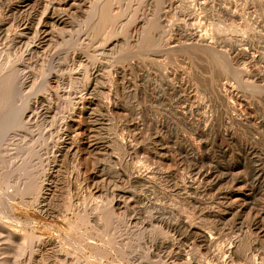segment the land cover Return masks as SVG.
Segmentation results:
<instances>
[{
	"label": "rangeland",
	"instance_id": "1",
	"mask_svg": "<svg viewBox=\"0 0 264 264\" xmlns=\"http://www.w3.org/2000/svg\"><path fill=\"white\" fill-rule=\"evenodd\" d=\"M0 1H2V3L1 2L0 3L3 4V6L4 5H8V6L9 5L10 6L19 5V2L17 0H16L17 3L15 0L14 1L10 0V2H9V0H6L8 2V4L4 0H0ZM78 1L80 2V5H79ZM78 1L77 0L74 1L75 3H78V4H76V5L74 4L73 8H71V7H72L74 2L72 4H68L69 6L71 5L70 7L67 5L69 7L68 8L69 10L66 9L67 13L69 14V12L71 11V14H69V15H66L67 13H66V10L64 9V7L61 10L62 11L65 10L66 14L64 12L62 13L61 10H59L60 8H62V6H58V8H59L58 9L57 6L53 5V6H55V7H53L55 9L54 14L56 13L55 17L57 18V20H59L58 25L63 24L64 29L62 28V25H61V27L56 25L58 27V29H57L56 26H52L53 28H50V24H47L48 26L46 25L47 26L46 31L47 30H50V31H48L49 35H48V33H45L46 34L45 36L41 34V31H39L40 30L39 26L41 25V21L43 22V20L42 19L39 20V18H44L43 15H45V14H41L42 13L41 8L44 7L43 12L46 13V6L48 7V5L50 3H53V2H51V0L42 1L41 5L38 8H36L39 11L34 9L33 11L35 13L30 12V14L28 15V18L26 17V21H28L27 22L28 29L25 31V33H22L24 35L23 36L24 42H22L21 45H17L16 43H14L15 44L14 45L12 43L13 42L12 39H14L13 38L14 35L17 32H19V30L21 29L20 25L23 22V20L21 18L17 17L16 15L15 16L17 18L15 16H12L13 14L11 12H7L5 14H3V13L0 14V29L2 30V31L0 30V34H1L0 36L2 38V39L0 38V68H3L0 70V71H2V72H0V75H3L4 73H5L4 75H6V73H7L8 76L9 75L11 76L12 82H13V78L16 81L15 82L16 84L14 83V85H13L14 87L16 86L15 89L12 87V89H11L12 91L9 94V96H7L8 95L7 94L6 95L7 98L4 97L5 101L2 100L0 103V120H4L5 117L7 118L9 116L8 114H10L11 112H13L14 110H17V109H18V112H19V109L22 110L21 114H23V112H24V116L22 115V117H26L27 115L29 117L31 110L33 111V114L30 115V122H29V126H28V131L27 130H24V131L15 130L14 133H9L10 131H8V130L6 131L4 129V132L6 131L9 134L6 132L2 133V131L0 133V163H1L0 164V171H1V174H0V194H1L2 198H6L7 194L9 192H12V189H14V187H15V184H14V181L16 180L15 176H17V175H12L11 173L8 172L7 165H6V158L9 157V155H11V156L19 155L20 153L18 151H20V148L22 147V145H23V148H25V151L26 150H32L31 156L29 157V155H27V158H28V161L32 165V171L35 172L36 174H40L41 178L43 177V173L46 169L45 162L48 159V156L50 157L51 153L53 155L54 151L52 152L51 148H53V150L56 149L54 147H56V146L59 147L60 143H62L63 140H65V144H66L64 146V148H68V147L73 148L72 152L77 148L78 153H79V151L82 152V153H79L81 155L80 157H82L84 155L83 149L85 146L91 145L90 147L93 146L92 148L97 149L96 150L97 152L99 149H100L99 151L101 152V153L98 152V154H96L97 152L95 151L93 153L96 156V158L94 157V155L92 157V158H94L93 161L95 163L93 162V165L92 164L88 165V167H86L84 169V171L82 169H79L77 166L79 160L76 159V155L74 154V152H76V150L73 152V154H72V152H71V154H69V157L66 159V160H68V162L65 161V163H67V165L64 164L65 167H63L62 171H60L59 174H57V180H56L57 185L55 184L54 189H53L54 196H55L54 205L52 207V211L49 213L48 216H43V215L39 214L34 209V207L31 206L30 204H25V206L23 208H21L18 205L20 198L19 197L15 198L16 200L14 203V205H15L14 207L16 209V217L23 223H29V224L35 225V235L42 237V238L53 239V241L51 242V244L49 246L52 254L49 252V255L46 256V258L44 257L42 259V262H40V263L34 262L33 263L32 261H29L30 257L28 256V254H27L28 250L25 247H24V250L26 249L27 251L23 250L24 251L23 252L19 248L16 250V253L14 251V254L10 253V255H8L7 251H5L3 249V246L0 245V264H51V263L52 264H62L61 261L64 258L66 259V260L65 259L63 260L64 261L63 263H65V261H66L65 264H68V262L70 264L71 262H73V259L78 260V261L80 259L79 263H81V264L83 261L86 262L85 264H134L135 261L137 262V264H177V263L183 264V262H184V264H186L185 260L186 259L189 260V258L191 260L192 257H194L192 259L193 261L189 260L190 262H192L191 264H195V263H197V264H208V263L209 264H215L216 263L214 260L215 256H217V254H219V253H220L219 255H221L220 257L223 256V250H225V249H222V248H225V246L227 248L230 241H232V238L234 239V238L239 237V239H240V236L244 237V238L240 239L241 241H239L240 242V248H239L240 251L238 250V252H240L239 255L241 257L238 256L240 258H237L238 261L236 260L237 262L235 261L233 264H264V246H263L264 243L263 242L260 243L261 241H263V239L259 240V241H253L254 238L251 237V236H253V234L249 231L250 230L249 225H252L255 223V222L251 221V220H253L251 216L253 214H256V212L261 213L263 211L261 214L264 213V183H263L264 180H262V178L264 179V177H263L264 176V171H263L264 170V165H263L264 164L263 163L264 158H261L262 160L260 159V155L262 153H263L262 155L264 156V0H167L168 3L166 1L164 3L165 5L160 6L159 8H158L159 0H111L110 3H111L112 11H113V14L116 16V18L113 20L112 23L108 24L102 32L97 33V34H95V33L90 34V33H88V30H87L88 20H89L90 15H91L92 7L97 0H82V1L78 0ZM12 2L14 4H12ZM47 2H49L48 5H47ZM81 2H83V3H81ZM9 3H11V4H9ZM67 6H65V7H67ZM51 7H52V4H50L49 8H51ZM56 8L59 10L58 11L59 14H57L58 12H56L57 11ZM228 9L234 11L233 13L236 12L235 13L236 17H231V16L229 17V15H226V12L229 14L232 13ZM193 11L195 12L194 14H193ZM37 13H38V16H37ZM183 13H185V14H183ZM39 14H41L42 16H40ZM186 14H187L186 18L187 17L189 18V19L187 18V20H185ZM188 14H189V16H188ZM191 15H193L192 19L190 18ZM11 16L13 17V20H12ZM34 16L37 17L36 18L37 20L34 18ZM57 16L58 17L60 16L59 17L60 19ZM14 18H16L17 20H15ZM193 18H194V21H193ZM151 19H153L154 22H156V23L158 22L157 28L155 29L151 40L148 43H144L142 41V38H141L142 30L136 31L135 26H136V23L139 21V22L143 23V27H144L145 24L149 23ZM180 19L182 20V22H183V20L185 21V22H183L184 24H182ZM38 23L40 24L39 26H38ZM156 23H155V25H156ZM187 23H189V25ZM231 23L233 24V26L237 30L245 29V32L241 33V32L234 31V30H233L234 32L232 30H231L232 32L231 31H224V32H218V33L216 32V30L218 28H226V26L228 27ZM185 24L187 25L188 28L191 27L192 29L191 28L188 29ZM183 25H184L185 29H183V27H182ZM192 25H194V26H192ZM5 27H6V30L4 29ZM54 28L56 30H54ZM61 28H62V30H61ZM193 28H194V30H193ZM190 29H191L192 33H193V31L194 32L198 31V32H195L196 35L201 34V33L202 34L205 33V34L210 35L211 40L217 46L216 54L207 55L204 53L190 52L191 47L188 44L190 42H188V40H186L185 38H184L185 40L183 42V37H184L183 34L188 33V30H190ZM178 32H180L181 35ZM41 36H43L44 38L42 39ZM40 41H42L44 45H43V47L40 48V51H39L36 49V47H37V43ZM170 42H171V44H170ZM34 43H35V45H34ZM232 46H233V49H236V47L238 49H245V47H247L250 54H253L256 57L255 58L252 55L256 59L254 61L255 63L252 62L249 64V62L243 61V60H241L237 63L229 62L228 61V54L231 50H233ZM92 70L95 72L94 74H96V75H94L95 77L90 76V74H91L90 71H92ZM3 71H4V73H3ZM113 71H115V72L119 71L120 75L122 74L120 76L122 80L118 81L120 83L118 85H117V83L115 84L113 82L115 85L112 83L111 78H112L113 74L115 73ZM111 73H112V75H111ZM175 74H177V75L175 76ZM250 74H255L257 76V80L253 81L251 78H249ZM178 75H179V77H178ZM87 76H88V78L85 79V77H87ZM123 76L125 77V79ZM171 76H174V77H171ZM182 77H183V79H182ZM82 78L85 80L86 83H84ZM93 78H95V79H93ZM174 78H175V80H174ZM88 79H91V80L88 81ZM176 79H178V80L180 79L181 81L180 80L178 81ZM172 80H174L175 82ZM171 81H172V83L174 82L173 83L174 86L171 83ZM182 81H183V83H182ZM167 82L170 83L169 87L167 86L168 85ZM83 83H84V85H83ZM184 83H186V84L184 85ZM216 83L218 85L222 84L223 86L222 85H221V87L216 86L217 85ZM180 87L184 90H182ZM214 87L216 88L215 90H214ZM219 87H220V89H224V88H225L224 90L227 89L228 92L232 94L233 97H232L231 101H233V104H235L234 107L236 108V110L237 109L240 110L239 112H244V110H248V111H245V115H246V113L247 114L249 113L250 115L248 114L246 116L247 117L251 116V117H249V121L250 120L251 121L250 122L247 121V123H246L247 125H245V123H244L243 125H241L242 127L240 128V125L231 124L229 121H228L229 123H227V120L225 118L226 116L224 115L223 107L219 103V100H217V98L215 97L216 94H214V91L219 90ZM114 88H115V90H114ZM172 89H173L174 93H173ZM175 90H177V91H175ZM183 91H186V92H183ZM9 92H7V93H9ZM88 93H89V96H88ZM110 93L111 94L113 93L114 95L113 94L111 95ZM187 93H189V94H187ZM210 93H211V95H210ZM53 94H54V96H53ZM213 94H214L215 98L213 97ZM177 95L179 96V98L176 97ZM180 95H182L181 98H180ZM108 96L110 97V99L108 98ZM113 96L115 98H113ZM189 97H191V98H189ZM81 98H84V99H81ZM187 98H189L188 99L189 101L187 100ZM192 98H194V101ZM47 99H49L48 101L50 103L45 101ZM112 99L114 100V102ZM180 99H184V100H180ZM81 100H85V101H81ZM105 100H108V101H105ZM179 100L182 101V103ZM185 100H187V101H185ZM87 101H92L91 103H93V106H91V109L93 108L92 112H91L92 116L89 120V123L91 126V128H90L91 130H89L90 133L87 131L86 123L82 124L83 121L82 122L79 121L78 123H80V124H78L77 120H79V119L74 118V114L70 110V108H72V106H73L72 105L73 103H76V102L86 103ZM191 101L194 102V105H192V107L193 106H194L193 108L196 107L195 108L196 111H194L192 118L190 119V117H188V116L187 117L179 116V114L181 113L180 111H182L181 109L185 106V104L183 105V103L187 102V104L188 103L190 104ZM41 102L42 103L44 102V104H42ZM46 102L49 103L50 106L46 105ZM116 102H118L119 105L118 104L117 105L120 107V110H121L119 112V114L122 113L118 117V122H116L117 119H115L113 117V115H111V113L106 110V108H103L107 104H111V103L113 104ZM195 102L197 104H195ZM208 102L209 103L213 102V103L209 104ZM97 103H99L100 105H101V103H103V106L100 107V106H98ZM202 103H204L205 105L203 104V106H202ZM214 103H215V105H214ZM37 104H38V106H37ZM41 104L43 105L42 107L45 110H43L40 107ZM70 104H71V106H70ZM94 104H96V105H94ZM206 104H207V106H206ZM28 106L31 108H28ZM44 106H45V108H44ZM210 106H213V107L210 108ZM48 107H49V109H48ZM50 107L52 109H50ZM97 107H99L100 109L99 108L97 109ZM180 107H182V108H180ZM206 107H208V108H206ZM179 108H180V110H179ZM217 108H219V109H217ZM242 108H243V110H242ZM26 109H28L27 111L28 112L30 111V112L28 113L26 111ZM204 109H207V112ZM46 110L47 111L50 110V112H47ZM178 110L180 113L178 112ZM201 110H202V112H201ZM34 111L37 113V116L39 115L38 117L35 116L36 113L34 114ZM42 111H44V112H42ZM203 111H205V112L203 113ZM220 111H221V113H220ZM222 111H223V114H222ZM93 112L96 115H94ZM106 112H107V114H105ZM196 112H197V114L198 113L199 114L197 115ZM215 112H217V115H219V116H217ZM40 113L42 114V117L40 116L41 115ZM177 113H179V114L177 115ZM208 113L209 114L213 113L212 114L213 117H212V115H209ZM48 114H49V116H47ZM200 115H202V116H200ZM45 116H46V118H45ZM69 116H70V118L72 117L71 118L72 120L70 119L71 121L67 120V119H69ZM133 116H135V117H133ZM177 116H179V118H177ZM194 116H195V118H193ZM33 117H34V122H33ZM102 117H103V120H102ZM138 117H140V119ZM197 117H200V118H197ZM92 118H95L96 121H94ZM99 118H100V121H99ZM104 118H105V120H104ZM188 118H189V120H188ZM203 118L204 119L207 118V120H204ZM217 118L219 119V121ZM73 119H75V121H73ZM91 119H92V121H91ZM128 119H131V120H128ZM193 119H196V120H193ZM222 119L225 120L224 121L225 125L223 124ZM66 120L68 123H72V121H73L74 127H77L74 129L75 130L74 133L68 132V128H66V125L64 124V123H67ZM139 120H141V121H139ZM145 120H147V122L149 121L151 124H149V122L147 124V122ZM153 120H154V122H153ZM162 120H164V122ZM181 120H183V121H181ZM190 120H191V122H190ZM213 120H214V124L212 122ZM60 121H62L63 123L62 122L60 123ZM128 121L129 122L131 121V122L129 123ZM160 121H162V122L160 123ZM185 121L187 122L186 124H185ZM98 122H102V123L98 124ZM126 122L128 123V126H125V125H127ZM139 122H141V123H139ZM158 122H159V124H158ZM165 122H166V124H165ZM30 123H32V124H30ZM95 123H96L97 127L99 126L98 128H96ZM152 123L154 124V126ZM155 123L157 126L155 125ZM194 123H195V126H194ZM197 123H198L199 127L197 126ZM202 123H203V125H202ZM205 123L206 124L210 123L211 125L209 124V126H208V124L206 125ZM216 123H217V125H216ZM118 124L121 126H119ZM131 124H134V125L136 124V126H137L136 127L137 130H135L136 132L131 131V129L129 130L128 127ZM138 124H141V126ZM204 124L206 127L204 126ZM227 124L230 125L229 126L230 127L229 132L231 133L232 138H233V143L231 142L233 145L232 147H230L231 145L229 143L224 141V138L222 135L226 130L228 131L229 127ZM148 125H150L151 127H149ZM160 125H161V127H160ZM184 125L191 126V129H189L190 127L188 128V126H184ZM215 125H216V127H215ZM218 125H220V126H218ZM221 125L224 128H222ZM162 126H163V128H162ZM210 126H213V127H211V129H210ZM225 126H227V127H225ZM61 127L62 128L64 127V128L62 129ZM124 127H126V128H124ZM153 127H154V129L156 127L158 129L156 128V131H155V130H153ZM159 127L161 128V130ZM192 127H195L196 130ZM127 128L129 131H127ZM165 128L167 131L165 130ZM199 128L201 130H203L204 128L205 129L207 128V129L203 130L201 132V130L200 131L198 130ZM212 128H214L215 132L212 131L213 130ZM215 128H217V129H215ZM58 129H59V131H58ZM64 129H67V130H64ZM94 129H98V130H94ZM162 129H163V131H162ZM192 129L195 130V132L198 130L197 131L198 134L195 133ZM93 130H94V132H93ZM138 130L140 133L137 132ZM141 130H142V132H141ZM152 130L155 132V134L150 133V132H152ZM97 131H98V133H97ZM165 131L167 132L166 134H165ZM205 131L207 132V134ZM208 131L210 132V134H208L209 133ZM129 132L141 134L139 143L141 142V140H143V137H144V140H146V141H144V140L143 141L146 142L147 145L144 142H143L144 144L142 143L143 145L140 143L141 146H139V145L138 146L141 148H145V146H147L148 148H146V149L148 150L150 148L148 146L149 141H150V143H152L150 145H154L153 143L158 142L154 145L155 148L157 150H165L166 149L165 151L167 153L168 152L171 153L170 157L172 160H174L173 162H175L174 165L173 164L171 165L174 167H171L169 165L167 167H169L170 170H168L169 168H166L167 169L166 170L164 168L166 166H164L162 164V162H160V159H158L157 157H154V160L156 159L160 163H158L156 160L155 161L152 160L151 158H149V159H151L152 161L144 159L145 157H143V155L145 156V153L142 155H139V157L141 156L142 158L140 157L139 159L138 158L135 159L136 161L135 160L133 161L134 164L136 162H138L135 164L138 166V164H140L142 162L141 163L142 166L139 165L140 167H142L141 169H143V166L145 165L144 169L147 168L148 171L152 170L151 171L152 173H155L156 175L158 174L156 177H155V175H153L152 176L153 178L149 175L153 179L152 181H155V180L160 178L159 179L160 181L157 180V181L153 182L151 185L149 184V186H147L148 184L147 185L143 184L142 186H144L145 188L144 187L142 188V186H140V185H139L140 187L130 185L128 183L129 182L128 177H126V179H125V176L124 177L120 176L123 173L122 171H124V169H125V168L123 169L125 161L128 160V158H129L128 161H130L131 156L127 155L124 157H120L122 155L121 151H119L120 153H117L116 151H118V150H115V148L117 149V145H118L117 143H119L120 142L119 140H121L123 137H124L123 138L124 140H126V139L131 140V135H133V134H131ZM154 132H152V133H154ZM159 132H161V135ZM192 132L195 135H193ZM87 133L89 135H91L93 133L92 134L93 137H92V135L89 137L87 135ZM176 133L178 134V137H177L178 139L176 138V136H177ZM204 133L206 134V136ZM73 134H75V135L77 134V136L73 137V136H75ZM156 134L158 136H156ZM210 135H212L213 140L211 139ZM160 136H162V139ZM146 137H150V140H147ZM163 137H165V139H167L169 141L165 140ZM196 137H197V139H196ZM199 137H201V138H199ZM204 137H205V139L207 137H209L208 142H207V139L206 140L204 139V141H203ZM86 138H89L92 140H89ZM198 138L200 139V141ZM214 138H215V140H214ZM216 138H217V140H216ZM220 138H222V139H220ZM59 139H60V141H59ZM163 139L165 141H163ZM153 140L154 141L157 140V141L154 142ZM159 140H162V141H159ZM187 140L188 141L190 140L189 143L190 142L192 144L194 143V145H193L194 148H195V146H196V148L198 146V148H197L198 150L195 148V152L197 154L201 153L198 155V159H200V162L197 159L196 163L192 162L193 164L191 163L190 165L198 166V164L200 163L198 167L194 166L195 170H198L200 168L199 171L206 172V173L208 172L209 174H211L212 179L215 178V180H218L220 178V180L217 181L218 186L215 185L214 186L215 189H214V187H212V190H213V191L211 190L212 193L216 191V192L221 193V194H227L228 195L227 198L230 197V200H231V198L232 199L234 198L233 201L231 200L230 202H234L235 198L238 199V197L234 196V195H238V194H242L245 198H247L248 203L252 201L251 202L252 204L249 203V206H251L252 211L250 210V207H249V210L246 209V210L242 211V213L239 212L240 215L241 214L243 215L241 217H242V220L244 219V221L247 218L251 217L250 219H248L249 221L246 220L247 222H249L248 223L249 225L246 224V222H243L241 225L242 227L241 226L239 227L237 225L238 226V227L236 226L237 230H235L236 228H233L235 231H233V229L229 228L230 225L228 223L231 224V220L229 222H227L229 217L221 218V216H222L224 210L226 209L227 205H225V201L223 200L222 195L218 196V198H217V197H214L213 194L210 192V190H209L210 189L209 188L210 187V185H209L210 181L209 180H207L208 182L204 181L201 184L202 187H206L205 193L201 190L200 191V192H202L201 195H200V193H197V192H196L195 196H193L194 195V194H192L193 192H185V194H184V191H182V189L185 190L184 186H183L185 180L183 177L188 176L187 173L185 174V172L189 170V168H188L189 166H187L186 163L183 164V161H182L183 159L181 157H179L175 151L178 150L179 149L178 147H180V146H181V148H183L182 144L184 145V144L188 143ZM219 140H221V142ZM66 141H67L68 145H67ZM89 141L92 143L90 144ZM177 141H180V142L182 141L181 142L182 144L180 142L178 143ZM211 141H213V143ZM216 141H217V143H216ZM219 142L222 145L219 144ZM56 143H59V144L56 145ZM161 143H164V144H161ZM170 143H171V145L174 143L175 144L170 147ZM214 143H216V145ZM239 143L240 144L242 143V145H240ZM9 144H12L14 146L12 147V145H9ZM205 144H207L208 146L207 145L205 146ZM18 145H20L21 147ZM112 145H113V147H112ZM114 145H116L115 148H114ZM161 145H163V146L165 145V147H162ZM175 145H178V146L176 147ZM224 145H226V146H224ZM234 145H235V147H234ZM15 146H18V147H15ZM66 146H68V147H66ZM102 146L104 147V149ZM142 146H144V147H142ZM166 146H167V148H166ZM215 146L216 147L218 146V147L215 148ZM220 146L222 148H220ZM172 147L174 150L172 149ZM212 147H213V149H212ZM237 147L239 150L235 149ZM14 148L15 149L18 148V149L15 150ZM208 148H210V149H208ZM224 148H228V149H226L227 151ZM242 148H244V149H242ZM9 149L11 151H13V153L10 152ZM167 149H170V150H167ZM203 149H205V150H203ZM217 149L219 152L217 151ZM14 150L16 152H18L19 154L18 153L15 154ZM102 150H103V152H102ZM171 150H173V151L171 152ZM213 150H215V153ZM229 150H231V151H229ZM244 150H245V152H243ZM248 150H249V152L250 151L251 152L249 153ZM204 151H205V153H204ZM207 151L209 153L208 155L206 154ZM236 151H238L237 155H236ZM259 151H261V152H259ZM9 152H10V154H8ZM217 152H218V155L216 154ZM222 152L224 155L222 154ZM239 153H240V155H242V153H243L242 158L244 156H246L247 158L244 157L243 159H241ZM251 153H254V157H252L253 154L251 155ZM256 153H257V155H255ZM203 154H204V156H203ZM205 154L207 155V157ZM212 154H215L216 156H214ZM248 157H249V159H248ZM255 157L256 158L258 157V159H260V166H259V162L256 164H253L254 162L250 161ZM72 158L73 159L75 158L77 160V162L75 159L73 160ZM120 158H122V162H121ZM235 158H237V160ZM175 159H177L178 162L180 161V165L177 162V160H175ZM16 160L17 159H15L14 162ZM201 160L203 162H201ZM243 160H246V161L242 162ZM261 161H262V163H261ZM249 162H251V164ZM126 163H127V161H126ZM202 163L204 164V166H202L203 165ZM155 164H157V165H155ZM248 164H250V165H248ZM121 165H122V168H121ZM262 165H263V168H262ZM158 166L159 167L162 166L164 169H161L162 167L160 169H158L159 168ZM177 166H179V167H177ZM248 166H251V167H248ZM124 167H126V164ZM149 167H150V170L148 169ZM186 167H187V170H186ZM203 167L207 168V169L205 170ZM232 167H233V169H232ZM252 167H259L260 169L256 168L257 171L255 172ZM153 168H154V170H153ZM180 168L183 169V171ZM171 169H175V170H171ZM209 169H210V171H209ZM247 169H248V171H246ZM261 169H263V170H261ZM155 170H156V172H154ZM165 170H166V172H165ZM161 171L164 173H162ZM228 171H230L232 173H230ZM118 172L121 173L119 175L120 177H118ZM159 172L162 174V176ZM219 172L222 173L223 179L225 181L229 179L231 174H232V176L230 178L231 179L233 178V179L232 180L229 179L230 181L228 180L225 183V181L223 179H221L222 175ZM223 172L227 176L225 174H223ZM237 172L242 173L243 175L239 174ZM260 172H262V173L260 175H258ZM181 173H183V174H181ZM228 173H229V175H228ZM235 173H237V174L235 175ZM245 173H246L247 178L246 177L244 178ZM166 174H167V176H166ZM217 174H219V175H217ZM251 174L253 175V177H252L253 179L255 177V180H253L250 177ZM74 175L76 176V178L79 175L77 178L78 180L75 178ZM178 175L180 177V180H181V178L183 180V181L181 180L182 185H181V183H179L181 181L178 179L179 178ZM182 175H184V176L181 177ZM213 175H214V177H213ZM237 175H239V176L237 177ZM240 175H242L243 177ZM256 175H258V176H256ZM261 175H262V177H261ZM163 176L170 178L168 180L169 186L168 185L166 186L167 183L164 182L165 179H163L164 178ZM218 176H219V178H218ZM90 177H92V178L95 177L96 184L99 183L98 184L99 195L97 193V194H94L92 196L90 194L89 189H88V184L86 182H84V184H83V181L87 180L86 178H90ZM117 177L120 178V181L118 180ZM240 177H241V179H240V183H239L238 179ZM256 177H258V178L256 179ZM69 178H70V180H69ZM121 178H122V180H126V182L125 181L122 182ZM172 178L174 179V181H172L173 180ZM249 178L251 180H249ZM46 179H47V184H48V178H46ZM73 179H76V180L74 181ZM96 179H97V181H99V180L100 181L97 183ZM234 179H237V180H234ZM245 179L247 180V182ZM72 180L74 182H72ZM115 180H117V181H115ZM252 180H253V182H252ZM259 180H261V181H259ZM101 182H103V183H101ZM232 182L234 183V186H233ZM261 182H262V184L260 185ZM77 183H79V184L81 183V184L79 185ZM170 183H171V185H170ZM238 183H239V185H238ZM254 183H257L259 186L257 184H254ZM172 184H177V185L176 186L174 185L175 186V188H174V186L172 187ZM245 184H246V186H245ZM152 186H154V187H152ZM178 186H179V188L182 187V189L177 188ZM73 187L74 188L76 187V188L74 189ZM79 187H80V189H79ZM148 187H150V188H148ZM164 187H166L167 190L170 192H168L166 190V188H164ZM51 188H53V185L51 186ZM171 188H173V189H171ZM73 189H74V191H73ZM218 189H219V191H218ZM80 190L83 191L84 194L82 192H80ZM99 190H101V194H100ZM152 190H153V192H155L154 194L151 192ZM222 190L224 192H222ZM230 190L233 192H231ZM227 191L228 192L230 191V192L228 193ZM237 191L241 192V193H237ZM190 193H191V196L189 195ZM87 194H88V197H87ZM183 194L189 196L190 198L195 199L197 201V203H199V209L195 208L196 210H194L193 209L194 207L192 206V204H187V202L183 199V198H185V196H183ZM210 194H211V196H210ZM229 194H230V196H229ZM95 195L96 196L98 195V196L96 197ZM119 195H121V196H119ZM139 195L141 196L142 199L140 198ZM146 195H147V197L148 196L149 197L147 198ZM153 195H156V196L154 197ZM174 195L177 197L180 195V197L177 198ZM204 195H205V197L203 198ZM206 195H208V196H206ZM117 196H119V198L122 197L120 200L121 202L119 201V198H116ZM134 196H135V199H131L132 200V203H131V200H128V198H130V197L132 198ZM171 196H174V197H171ZM181 196H183V197H181ZM197 196H199V197H197ZM150 197L151 198L154 197V198H152V200H151ZM196 197H197V199H196ZM200 197L203 198V200L200 199ZM206 197H208V198H206ZM213 197L216 200H214ZM92 198H93V200H92ZM111 198L112 199L114 198L112 200V201H114L113 203H116V204H117V202L120 203V205L118 204L120 210H119L118 214L115 213L114 217L111 216L112 219H111V217H109L110 220H108L109 218L107 217L106 218V221H108L107 223H103L104 220H103V222L101 221L102 222L100 224L101 230L100 229L99 230L94 229L91 222L86 221V220H82L81 217L78 215V212L80 213V211H82L83 208H85L86 211H90L89 209H92V207H94L95 205L103 206L105 204L108 205V203H112ZM136 198H137V200H136ZM154 199H155V201H153ZM205 199H206V201L208 200L207 202H209V203H207L205 201V203H207L208 209L207 208L205 209L206 206H203V205H206L205 203H203ZM242 199H244V198L243 197L240 198V201H241L240 203H243ZM126 200L129 201L128 204L130 206L126 205V202H127ZM134 200H136L137 203ZM183 200H184V203H183ZM220 200H221V202H220ZM122 201H125L124 205L128 206L129 210L127 209L126 206H124V207L122 206L123 205ZM144 201H145V204H144ZM170 201H172V202H170ZM139 202H141V204ZM152 202H153V204L156 202L157 203L155 205H153ZM133 203H136V204H133ZM211 203L212 204L215 203V204L212 205ZM146 205L148 206V209H146L147 208ZM151 205H152V207H151ZM159 205H160V209H159ZM161 205H163L165 207H162ZM182 205L185 207H183ZM188 205H191V206H188ZM132 206H134L135 209H137V207H139V208L137 210H135ZM144 206H145V208H144ZM149 206L153 210L156 209L159 211H157V212H156V210L151 211L152 209L149 210ZM211 206H213L212 208L214 210L212 208L210 210ZM0 207H1V209H0V215H1L0 216V218H1L0 222L3 221L0 224V227H1L0 231H2L4 228H6L8 226V224H7V220L5 219V216H4L3 211H2L3 206L0 205ZM166 207L169 209L166 210ZM217 207L219 210L217 209ZM65 208L69 209V211H66L67 209L65 210ZM86 208H88V209H86ZM143 208H144V211L142 210ZM121 209H122V211H121ZM124 209L126 211H124ZM139 209H141L142 211ZM161 209H163V211ZM190 209L194 210V211H191ZM203 209H204V211H202ZM259 209L261 212L259 211ZM145 210L146 211L148 210V212L151 211L150 213L152 215H150V213L146 212ZM160 210H161V212H160ZM169 210L171 212L173 211V213H171ZM132 211L133 212L135 211L134 214ZM138 211H139L140 215L136 214ZM197 211H198V213H197ZM200 211H201V214H200ZM208 211H210L211 213H209ZM249 211H251V213H249ZM120 212L123 213L124 215L121 216ZM144 212L147 214H145ZM154 212H156V213H154ZM202 212H203V215H202ZM204 212L205 213L208 212V216H207V213L205 214ZM216 212H218V213H216ZM161 213H164V214H161ZM179 213H180V215H179ZM247 213L250 217L248 215L247 216L245 215ZM169 214L171 217L169 216ZM173 214H174V216H173L174 218L172 219ZM175 214H177V215H175ZM185 214L187 216L192 217V219H194V220L192 221L190 217H189L190 219L185 220V218H187V216H185ZM197 214H198V216H197ZM204 215H206L208 218H210L213 215L216 219V221L214 219L213 222H216V223H213V226H212V222H209V221L205 222L204 220H206V216H204ZM149 216H150L152 222H151ZM175 216H176V218H175ZM177 216H179V217L183 216L184 218L183 217L179 218ZM196 216H197V218H196ZM200 216H202L204 220ZM253 216H256V215H253ZM129 217H131V218H129ZM162 217H163V219H162ZM199 217L201 218L200 220L198 219ZM216 217L217 218L220 217V218L217 219ZM262 217L264 219V214L262 215ZM160 218H161V220H166L168 222L170 220L169 223H171V224H176V223L179 224L181 222V220L183 219L182 222H184V221H186V222H184V223L181 222V224H184V225L186 224L185 225L186 227L189 224L190 225L193 224V225H191V227H193L194 224L196 223V220H198L197 222H200V224L198 223L199 224L198 225L196 223L195 225L196 226L198 225L197 228L193 227L194 229H198V230H200L199 228H201V227H199L200 225L203 226L204 223L207 225V223L209 222L208 226L210 227V229L213 230L216 228L215 232L218 230L217 231L218 233L216 232L217 235L214 232V230L213 231L210 230L208 228V226H206V225H205V228L203 226V228L201 230L202 231L204 230L206 233H210L212 231L210 233L211 236L213 235V233H215L213 235V238L216 239L217 242L215 241L216 244H214V247L216 245L218 247V249L221 248L220 249L221 251L212 248L214 251L213 250L210 251L211 254L209 252H207V253L205 252V255H204V251L202 249H200L199 246H197V244H196V246L198 247L197 248L194 245L195 242L192 241L191 238L188 236V234H186L187 232H184V230L182 231L181 228L176 233H172L171 231L166 230L167 234L165 233L164 229H162L163 230L162 231L161 229H158V230L154 229V227L150 228L151 226H154V225H155V228L156 227L159 228L158 224L156 226V220L157 219L160 220ZM177 218H178V220H177ZM2 219L6 220L5 224H4V220H2ZM135 219H136V221L137 220H139V221H137V223H136ZM146 219H149V220L147 221ZM167 219H169V220H167ZM175 219L177 222L175 221ZM263 219L261 218V222L263 221ZM144 220H146L147 222L146 221L144 222ZM187 220H188V223L190 221L189 224L187 223ZM222 220L224 223H226V225H224V223H222ZM128 221H129V223H128ZM133 221H135V222H133ZM125 222H127V223H125ZM148 222L149 223L151 222V223L149 224ZM193 222H195V223H193ZM201 222H203V223L201 224ZM244 223L246 225H248L249 227L246 226L247 227L246 228ZM6 224H7V226H6ZM214 224H216V225H214ZM220 224H221V226H220ZM243 224H244V227H243ZM262 224H264V223H262ZM262 224H261V226H260V224L258 225V223L256 224L258 226H256L254 224L255 225L254 229L262 230L261 232H263L262 235L264 236V229L259 228V227L264 228V225L262 226ZM227 226H228L229 230L231 229L230 231L228 230ZM140 227H142V228H140ZM144 227L147 228L145 231L143 230V229H145ZM217 227H219V228H217ZM226 228H227V230H226ZM238 228H240V230H238ZM141 229H142V231H141ZM244 229H246L247 232ZM23 231L27 234H29V232H30L29 230L28 231L27 230H14V232L15 233L17 232L16 234H18V235H21V234L24 235L25 233ZM159 231H161L160 233L164 232V235H166V236L168 234L170 235V233H171L170 237H172L173 239L170 238L169 235H168V237H166L163 235V233L160 234ZM220 232L222 234H220L221 236H218ZM225 232H227L228 235ZM238 232H241L240 233L241 235ZM178 233L181 236L178 237ZM245 233L248 234V236L251 234L252 235L249 238L247 235L245 236ZM172 234L173 235L175 234V235L172 236ZM233 234H234V236H233ZM235 234L237 235V237H235L236 236ZM182 235H185V236H182ZM176 236H177V238H176ZM214 236H218L219 238L218 237L215 238ZM24 237H28V236L25 235ZM145 237L146 238L149 237L148 238L149 241L151 239L153 240V241L152 240L150 241L151 243H153V245H151L153 247V250H152V248H149V247H151L150 246L151 243L148 242V239H146ZM165 237H166L167 241H170V242H167V244L169 243L168 246L171 244V241L174 240L172 242L173 245L171 244L169 246L170 248H171V246H173V247L175 246L174 249H173V247L171 248V254L173 256L170 254L169 250L165 251V247H166V249L167 248L169 249V247L166 245ZM183 237L186 239L184 240ZM188 237H189V239H188ZM226 237H228V238H226ZM178 238H180L179 241H178ZM221 238L222 239L226 238L225 239L226 241L223 240V242H222ZM163 239L165 241H163ZM245 239H246L247 243L243 242V241H245ZM249 239H251V240H249ZM180 240L183 243H181ZM189 240H191V242ZM146 241L148 242V244L144 245L145 243H147ZM188 241L190 243H188ZM158 242H160V244ZM184 242H185V244H184ZM192 242H194V244ZM220 242L222 244H220ZM226 242H228V243H226ZM110 243H112L113 246ZM155 243L159 246H157ZM54 244H55V247H53ZM161 244H162L163 248L161 247ZM187 244H189V245H187ZM248 244H251V246ZM184 245H186V247ZM241 245L243 247H241ZM179 246H183V247H179ZM56 247H58L59 249L58 248L56 249ZM188 247H189V249H188ZM217 247H215V248H217ZM28 248H29V246H28ZM60 248H61V250H60ZM147 248H149V249H147ZM184 248L186 251L182 250ZM77 249H79V251ZM150 249H151L150 252L152 254L149 253ZM154 249L155 250L157 249L156 252H158L159 254H161V252H162V254L159 255L157 253L158 254L157 255ZM198 249L202 250L203 253H202V251H200ZM55 250H56V252L60 250L59 252H61L60 253L61 256L58 255L59 252H57L55 255ZM177 250H178V252H181V253L182 252L186 253V254L188 253V255L190 257L188 255H185V254L183 255V253H182V255L184 256L183 261L181 260L182 262H178V260L175 258L176 254H175V252H173V251H177ZM66 251L68 252L66 254V255H68L67 258L65 257L66 255H64L66 253ZM74 251H76L77 253H75ZM163 251H165V253ZM62 252L63 253L65 252V253L63 254ZM22 253L23 254L26 253V254L23 255ZM147 253H149L148 256H147ZM214 254H216V255H214ZM72 255L73 256L75 255L74 256L75 258ZM169 255H171V256H169ZM69 256H70V258H69ZM71 256H72V258H71ZM159 256H160V258H159ZM205 256H207V257H205ZM76 257L77 258L79 257V258L77 259ZM147 257H149V258H147ZM184 258H185V260H184ZM60 259H61V261H60ZM81 260H83V261H81ZM131 260H134V262ZM168 260H170V262H172V260H173V262L170 263ZM195 260H196V262H194ZM174 261L175 262L177 261V262L174 263ZM206 261H208V262H206ZM209 261L212 263H210ZM73 263L76 264L75 261Z\"/></svg>",
	"mask_w": 264,
	"mask_h": 264
},
{
	"label": "bare ground",
	"instance_id": "2",
	"mask_svg": "<svg viewBox=\"0 0 264 264\" xmlns=\"http://www.w3.org/2000/svg\"><path fill=\"white\" fill-rule=\"evenodd\" d=\"M4 1H6V0H4ZM14 1V0H13ZM16 1V0H15ZM18 2H19V5H17V6H8V5H4L3 6V4H1L2 3V1H0L1 3H0V14L1 13H3V14H5V13H7V12H11L13 15L12 16H17V17H19V18H21L22 20H23V22L21 23V29L19 30V32H17L15 35H14V39H12L13 40V44L14 43H16L17 45H21L22 44V42H24L23 41V34L22 33H25V31L28 29V26H27V22L28 21H26V17L28 18V15L30 14V12H34L33 10L34 9H36V8H38L40 5H41V3H42V1H44V0H17ZM17 1H16V3H17ZM49 1V0H48ZM74 1H76V0H51V2H53V3H50V4H52V7L51 8H49V6H50V4L48 5V3L49 2H47V5H48V7L46 6V13L45 12H43V9H44V7L43 8H41L42 9V13L41 14H45V15H43L44 16V18H39V20H43V22L41 21V25L38 23V26L40 27V30L39 31H41V34L42 35H46L45 33H48V35H49V32L48 31H50V30H47L46 31V27L48 26L47 24H50V28H53L52 26H56V25H58V23H59V20H57V18L55 17V14H54V11H55V9L53 8V7H55V6H57V8H58V6H62V8H58L59 10H61V9H63V7H64V9L66 10V9H68L70 6L68 5V4H72ZM78 1V0H77ZM82 1V0H81ZM167 0H159V2H158V8L160 7V6H163V5H165L164 3L166 2ZM7 2V1H6ZM9 2H10V0H9ZM111 0H97L95 3H94V5H93V7H92V11H91V15H90V18H89V20H88V25H87V30H88V33H95V34H97V33H100V32H102L103 30H104V28L108 25V24H110V23H112L113 22V20L116 18V16L113 14V11H112V7H111ZM5 3V2H4ZM78 3H79V5H80V2L78 1ZM78 3H73V5H72V7L71 8H73L74 7V4L76 5V4H78ZM81 3H83V2H81ZM167 3H168V1H167ZM166 3V4H167ZM6 4V3H5ZM7 4H8V2H7ZM9 4H11V3H9ZM12 4H14L13 2H12ZM2 5V6H1ZM53 5H55V6H53ZM69 7H68V6ZM65 6H67V7H65ZM78 6V5H77ZM56 8V9H57ZM57 9V11L56 12H58L59 10ZM36 10H38V9H36ZM65 10L64 11H62L61 10V12L63 13H65ZM69 10V9H68ZM229 10V9H228ZM39 11V10H38ZM227 11V10H226ZM229 11H231L232 13L231 14H229V13H227L226 12V15H229V17L231 16V17H236V15H235V13H233L234 11H232V10H229ZM228 11V12H229ZM35 13V12H34ZM39 13V12H38ZM38 13H37V16H38ZM66 13H67V10H66ZM65 13V14H66ZM195 12L193 11V14H194ZM225 13V12H224ZM9 14V13H8ZM41 14H39L40 16H42ZM57 14H59V12L57 13ZM64 14V15H65ZM69 14H71V11L69 12ZM68 13L66 14V15H69ZM183 14H185V13H183ZM182 15V14H181ZM11 16V17H12ZM15 16V17H16ZM33 16V15H32ZM63 16V15H62ZM186 16H187V14L185 15V20H187V18H186ZM188 16H189V14H188ZM192 16L193 15H191V19H192ZM16 17V18H17ZM30 17V16H29ZM58 17V16H57ZM60 17V16H59ZM58 17V18H59ZM182 17V16H181ZM180 17V18H181ZM16 18H14L15 20H17ZM18 18V19H19ZM34 18L36 19L37 17H35L34 16ZM62 18V17H61ZM60 19V18H59ZM63 19V18H62ZM182 19V18H181ZM180 19V20H181ZM189 19V18H188ZM12 20H13V17H12ZM14 20V21H15ZM28 20V19H27ZM30 20V19H29ZM37 20V19H36ZM191 21V20H190ZM193 21H194V18H193ZM32 22V21H31ZM36 22V21H35ZM38 22V21H37ZM181 22H182V20H181ZM180 22V23H181ZM183 22H185L184 20H183ZM182 22V24H184ZM188 22V21H187ZM3 23V22H2ZM155 23L156 22H154V20L153 19H151L150 20V22L149 23H147V24H145V26L143 27V23L142 22H137L136 23V26H135V28H136V31L138 30H142V34H141V38H142V41L144 42V43H148L150 40H151V38H152V36H153V34H154V31H155V29L157 28V24H158V22L156 23V25H155ZM31 24V23H30ZM36 24V23H35ZM181 24V25H182ZM188 25H189V23H187ZM191 24V23H190ZM232 24V23H231ZM229 25L228 27L226 26V28H218L217 30H216V32L218 33V32H224V31H238V32H241V33H243V32H245V29H242V30H237L234 26H233V24L232 25ZM5 25V24H4ZM33 25V24H32ZM47 25V26H46ZM62 25V28L64 27L63 26V24H61ZM61 25L59 24L58 26L59 27H61ZM186 25V24H185ZM37 26V27H38ZM192 26H194V25H192ZM4 27V26H3ZM7 27V26H6ZM6 27L4 28L5 30H6ZM27 27V28H26ZM38 27V28H39ZM57 27V26H56ZM55 27V28H56ZM183 27V29H185L184 28V25L182 26ZM181 27V28H182ZM186 27H187V25H186ZM54 28V30H56ZM62 28H61V30H62ZM188 28V27H187ZM189 28H191V27H189ZM188 28V29H189ZM3 29V30H4ZM57 29H58V27H57ZM64 29V28H63ZM192 29V28H191ZM191 29L190 30H188V33H184L183 34V42H184V40L186 39V40H188V42H190V43H188L189 44V46L191 47L190 48V52H196V53H204V54H207V55H211V54H216V52H217V46L213 43V41L211 40V38H210V35H208V34H195V32H198V31H193V33L191 32ZM1 30V29H0ZM193 30H194V28H193ZM2 31V30H1ZM18 31V30H17ZM38 31V30H37ZM231 31V32H232ZM233 31V32H234ZM4 33V32H3ZM2 33V34H3ZM178 33H180V32H178ZM183 33V32H182ZM40 34V33H39ZM1 35V34H0ZM47 35V36H48ZM180 35H181V33H180ZM4 36V35H3ZM38 36V35H37ZM42 37V39L44 38L43 36H41ZM179 37V36H178ZM0 38H1V36H0ZM185 38V39H184ZM2 39V38H1ZM46 39V38H45ZM44 39V40H45ZM140 39V38H139ZM141 40V39H140ZM182 40V39H181ZM36 43V42H35ZM35 43H34V45H35ZM170 44H171V42H170ZM15 45V44H14ZM43 42L42 41H40V42H38L37 43V47H36V49L37 50H39L40 51V48L41 47H43ZM243 48V47H242ZM232 49H233V46H232ZM33 50V49H32ZM36 51V50H35ZM34 52V51H33ZM253 54H250V52L248 51V48L247 47H245V49H238L237 47H236V49H233V50H231L230 52H229V54H228V61L229 62H231V63H237V62H239V61H241V60H243V61H247V62H249V64L250 63H252V62H254L256 59V57L254 58L253 56H252ZM255 63V62H254ZM2 67V66H1ZM1 69H3V68H0V70ZM0 72H2V71H0ZM91 72V74H90V76L91 77H95L94 75H96V74H94L95 72L92 70V71H90ZM113 72H115V71H113ZM3 73H4V71H3ZM5 74V73H4ZM0 75V103H1V101L3 100V101H5L4 99L5 98H7L6 97V95L7 96H9V94L11 93V89H12V87L15 89V87L13 86L14 85V83L16 82L15 81V79L13 78V82H12V79H11V76L9 75L8 76V74L6 73V75ZM173 74V73H172ZM111 75H112V73H111ZM122 75V74H121ZM120 75V72L118 71V72H115L114 74H113V76H112V78H111V80H112V83L114 82L115 84L117 83V85L118 84H120L118 81L119 80H122L121 79V76ZM177 74H175V76H176ZM180 75V74H179ZM179 75H178V77H179ZM170 76V75H169ZM84 77V76H83ZM90 77V78H91ZM124 77V76H123ZM168 77V76H167ZM171 77H174V76H171ZM177 77V78H178ZM88 78V76L87 77H85V79H87ZM100 78V77H99ZM169 78V77H168ZM249 78H251L253 81H255V80H257V76L255 75V74H250L249 75ZM83 79V78H82ZM93 79H95V78H93ZM124 79H125V77H124ZM182 79H183V77H182ZM89 80H91V79H88V81ZM98 80V79H97ZM169 80V79H168ZM171 80V79H170ZM174 80H175V78H174ZM174 80H172V81H174ZM176 80H178V79H176ZM180 80V79H179ZM178 80V81H179ZM83 81H84V83H86L85 82V80L83 79ZM82 81V82H83ZM172 81H171V83H172ZM181 81V80H180ZM111 82V81H110ZM169 82V81H168ZM167 82V83H168ZM175 82V81H174ZM173 82V83H174ZM177 82V81H176ZM22 83V82H21ZM84 83H83V85H84ZM111 83V84H112ZM113 83V84H114ZM172 83V84H173ZM178 83V82H177ZM182 83H183V81H182ZM16 84V83H15ZM112 84V85H113ZM114 84V85H115ZM122 84V83H121ZM169 84L170 83H168V87H169ZM186 83H184V85H185ZM217 84V83H216ZM177 85V84H176ZM175 85V86H176ZM180 85V84H179ZM222 85V84H221ZM221 85H216V86H220L221 87ZM173 86H174V84H173ZM181 86V85H180ZM187 86V85H186ZM223 86V85H222ZM119 87V86H118ZM122 87V86H121ZM171 87V86H170ZM182 87V86H181ZM180 87V88H181ZM220 87H219V90H217V91H214V94H216L215 95V97L217 98V100H219V103L222 105V107H223V110H224V115L226 116L225 118H226V120H227V123H231V124H235V125H240V128L242 127L241 125H243L244 123H245V125H247L246 123H247V121H249V117H251V116H249V117H247L246 115H248L247 113H246V115H245V111H248V110H244V112H239L240 110H236V108L234 107V105L235 104H233V101H231V99H232V94L231 93H229L228 92V90L226 91V90H224V89H220ZM49 88V87H48ZM178 88V87H177ZM179 88V89H180ZM13 89V90H14ZM182 89V88H181ZM216 88L214 87V90H215ZM49 90V89H48ZM51 90V89H50ZM114 90H115V88H114ZM182 90H184V89H182ZM188 90V89H187ZM10 91V92H9ZM172 91H173V89H172ZM175 91H177V90H175ZM7 92H9V93H7ZM53 92V91H52ZM182 92V91H181ZM183 92H186V91H183ZM189 92V91H188ZM212 92V91H211ZM217 92V93H216ZM173 93H174V91H173ZM191 93V92H190ZM111 94V93H110ZM113 94V93H112ZM111 94V95H112ZM177 94V93H176ZM179 94V93H178ZM182 94V93H181ZM187 94H189V93H187ZM214 94H213V97H214ZM109 95V94H108ZM114 95V94H113ZM175 95V94H174ZM183 95V94H182ZM182 95H180V98H181V96ZM210 95H211V93H210ZM52 96V95H51ZM53 96H54V94H53ZM52 96V97H53ZM87 96V95H86ZM88 96H89V93H88ZM110 96V95H109ZM108 96V98L110 99V97ZM184 96V95H183ZM5 97V98H4ZM56 97V96H55ZM176 97H178L179 98V96L177 95ZM186 97V96H185ZM212 97V96H211ZM210 97V98H211ZM214 97V98H215ZM9 98V97H8ZM54 98V97H53ZM86 98V97H85ZM88 98V97H87ZM113 98H115L114 96H113ZM189 98H191V97H189ZM189 98H187V100L189 99ZM81 99H84V98H81ZM90 99V98H89ZM108 99V100H109ZM186 99V98H185ZM193 99V101H194V98H192ZM234 99V98H233ZM8 100V99H7ZM6 100V101H7ZM49 99H47V100H45V101H47V102H49L48 101ZM51 100V99H50ZM55 100V99H54ZM86 100V99H85ZM85 100H81V101H85ZM108 100H105V101H108ZM113 100V99H112ZM180 100H184V99H180ZM179 100V101H180ZM187 100H185V101H187ZM214 100V99H213ZM116 101V100H115ZM189 101V100H188ZM211 101V100H210ZM46 102V105H48V106H50L49 105V103H47ZM88 102V103H87ZM86 103H84V102H81V103H78V102H76V103H73L72 105V108H70V110L73 112V114H74V118H78L79 120H77V123L80 121V122H82V124L83 123H86V126H87V131L89 132V130H91L90 128H91V126H90V123H89V120H90V118H91V116H92V114H91V112H92V109H91V106H93V103H91L92 101H87ZM113 102H114V100H113ZM181 103H182V101H180ZM184 102V101H183ZM192 102V101H191ZM190 102V104L188 105L187 104V102H185V103H183V105L185 104V106L182 108V107H180V108H182L181 110L182 111H180L179 112V110H180V108H179V110H178V112L180 113H177V115L179 114V116H182V117H190V119L192 118V115H193V113H194V111H196V107L195 108H193L192 107V105H194V102H192L191 103ZM215 102V101H214ZM217 102V101H216ZM42 103V102H41ZM53 103V102H52ZM110 103V102H109ZM209 103V102H208ZM211 103V102H210ZM209 103V104H210ZM213 103V102H212ZM211 103V104H212ZM34 104V103H33ZM42 104H44V102L42 103ZM41 104V108L43 109V105ZM98 104V106H100V107H102L103 106V103H101V105L99 104V103H97ZM107 104V103H106ZM118 104V102H116V103H111V104H107V105H105V107H103V108H106V110L108 111V112H110L111 113V115H113V117L115 118V119H117V121L116 122H118V117H119V115H121L122 113H120L119 114V112L121 111L120 110V107L117 105ZM195 104H197L196 102H195ZM203 104L204 103H202V106H203ZM219 104V105H220ZM94 105H96V104H94ZM182 105V106H183ZM205 105V104H204ZM214 105H215V103H214ZM213 105V106H214ZM217 105V104H216ZM218 105V106H219ZM33 106V105H32ZM37 106H38V104H37ZM70 106H71V104H70ZM121 106V105H120ZM201 106V105H200ZM201 106V107H202ZM206 106H207V104H206ZM213 106H210V108L211 107H213ZM217 106V107H218ZM198 107V106H197ZM28 108H31V107H29L28 106ZM40 108V109H41ZM44 108H45V106H44ZM47 108V107H46ZM99 107H97V109H98ZM102 108V109H103ZM206 108H208V107H206ZM209 108V109H210ZM48 109H49V107H48ZM50 109H52L51 107H50ZM95 109V108H94ZM96 109V110H97ZM100 109V108H99ZM199 109V108H198ZM201 109V108H200ZM213 109V108H212ZM215 109V108H214ZM217 109H219V108H217ZM221 109V108H220ZM28 109H26V111H27ZM43 110H45V109H43ZM104 110V109H103ZM124 110V109H123ZM204 110H206V112H207V109H204ZM242 110H243V108H242ZM22 110H20L19 109V112H18V109L17 110H14L13 112H11L10 114H8L9 116L6 118H4V120H0V133H1V131H2V133L4 132V129L7 131H10L9 133H14V131L15 130H17V131H19V130H21V131H24V130H27L28 131V126H29V122H30V115L31 114H33V111L31 110V113H30V115H29V117H28V115L26 116V117H22V115L24 116V112H23V114H21L22 112H21ZM36 111V110H35ZM34 111V114L36 113ZM39 111V110H38ZM37 111V112H38ZM41 111V110H40ZM47 111V110H46ZM45 111V112H46ZM70 111V112H71ZM198 111V110H197ZM200 111V110H199ZM211 111V110H210ZM28 112V111H27ZM30 112V111H29ZM28 112V113H29ZM42 112H44V111H42ZM47 112H50V110L49 111H47ZM101 112V111H100ZM201 112H202V110H201ZM205 111H203V113H204ZM219 112V111H218ZM52 113V112H51ZM98 113V112H97ZM102 113V112H101ZM211 113V112H210ZM216 113V115H217V112H215ZM214 113V114H215ZM220 113H221V111H220ZM41 114V113H40ZM93 114L94 115H96L94 112H93ZM103 114V113H102ZM105 114H107V112L105 113ZM196 114H197V112H196ZM195 114V115H196ZM199 114V113H198ZM197 114V115H198ZM201 114V113H200ZM209 114V113H208ZM213 114V113H212ZM212 114H209V115H212ZM222 114H223V111H222ZM45 115V114H44ZM72 115V114H71ZM203 115V114H202ZM202 115H200V116H202ZM207 115V114H206ZM221 115V114H220ZM250 115V114H249ZM34 116V115H33ZM35 116H37V113H36V115ZM34 116V117H35ZM39 116V115H38ZM37 116V117H38ZM41 117H42V114L40 115ZM47 116H49V114L47 115ZM73 116V115H72ZM98 116V115H97ZM101 116V115H100ZM141 116V115H140ZM179 116H177V118H179ZM217 116H219V115H217ZM34 117H33V122H34ZM105 117V116H104ZM121 117V116H120ZM133 117H135V116H133ZM132 117V118H133ZM143 117V116H142ZM211 117V116H210ZM209 117V118H210ZM212 117H213V115H212ZM224 117V116H223ZM25 118V119H24ZM45 118H46V116H45ZM72 118V117H71ZM70 118V116H69V119H67V120H70L71 119ZM137 118V117H136ZM135 118V119H136ZM139 119H140V117H138ZM144 118V117H143ZM193 118H195V116L193 117ZM197 118H200V117H197ZM216 118V117H215ZM222 118V117H221ZM94 121H96V119L95 118H92ZM92 119H91V121H92ZM134 119V118H133ZM146 119V118H145ZM185 119V118H184ZM202 119V118H201ZM204 119V118H203ZM211 119V118H210ZM209 119V120H210ZM213 119V118H212ZM218 119V118H217ZM224 119V118H223ZM222 119V120H223ZM252 119V118H251ZM32 120V119H31ZM67 120H66V122H67ZM72 120V119H71ZM70 120V121H71ZM102 120H103V117H102ZM104 120H105V118H104ZM128 120H131V119H128ZM142 120V119H141ZM141 120H139V121H141ZM159 120V119H158ZM157 120V121H158ZM186 120V119H185ZM188 120H189V118H188ZM187 120V121H188ZM193 120H196V119H193ZM192 120V121H193ZM200 120V119H199ZM204 120H207V118L206 119H204ZM221 120V121H222ZM73 121H75V119H73ZM73 121H72V123H64L65 125H66V128H68V132H71V133H74L75 132V128H77V127H74V124H73ZM99 121H100V118H99ZM135 121V120H134ZM133 121V122H134ZM146 122H147V120H145ZM163 122H164V120H162ZM162 121H160V123L162 122ZM181 121H183V120H181ZM218 121H219V119H218ZM225 120H223L222 122H223V124L225 123L224 122ZM229 121V122H228ZM251 121V120H250ZM249 121V122H250ZM62 121H60V123H61ZM65 122V121H64ZM103 122V121H102ZM102 122H98V124L99 123H102ZM129 122V121H128ZM131 122V121H130ZM129 122V123H130ZM132 122V123H133ZM149 122V121H148ZM148 122H147V124H148ZM153 122H154V120H153ZM190 122H191V120H190ZM189 122V123H190ZM202 122V121H201ZM205 122V121H204ZM203 122V123H204ZM207 122V121H206ZM209 122V121H208ZM213 122V124H214V120L212 121ZM217 122V121H216ZM63 123V122H62ZM75 123V122H74ZM76 123V124H77ZM92 123V122H91ZM127 123V122H126ZM137 123V122H136ZM139 123H141V122H139ZM184 123V122H183ZM187 122L185 121V124H186ZM193 123V122H192ZM203 123H202V125H203ZM211 123V122H210ZM210 123H207L208 124V126H209V124ZM220 123V122H219ZM30 124H32V123H30ZM75 124V125H76ZM78 124H80V123H78ZM146 124V123H145ZM146 124V125H147ZM149 124H151L150 122H149ZM153 124V123H152ZM158 124H159V122H158ZM165 124H166V122H165ZM164 124V125H165ZM201 124V123H200ZM199 124V125H200ZM206 124V123H205ZM205 124H204V126H205ZM206 124V125H207ZM249 124V123H248ZM60 125V124H59ZM62 125V124H61ZM85 125V124H84ZM93 125V124H92ZM119 125V124H118ZM138 125H140L141 126V124H138ZM145 125V126H146ZM155 125H156V123H155ZM163 125V126H164ZM191 125V124H190ZM193 125V124H192ZM211 125V124H210ZM216 125H217V123H216ZM216 125H215V127H216ZM225 125V124H224ZM223 125V126H224ZM228 125V124H227ZM64 126V125H63ZM85 126V127H86ZM95 126H96V123H95ZM101 126V125H100ZM119 126H121V125H119ZM118 126V127H119ZM125 126H128V123H127V125H125ZM149 127H151L150 125H148ZM153 126H154V124H153ZM157 126V125H156ZM163 126H162V128H163ZM166 126V125H165ZM168 126V125H167ZM184 126H188V128L189 129H191V126H189V125H184ZM194 126H195V123H194ZM197 126H198V123H197ZM201 126V125H200ZM214 126V125H213ZM213 126H210V129H211V127H213ZM218 126H220V125H218ZM230 125H228V127H229ZM65 127V126H64ZM63 127V128H64ZM99 127V126H98ZM97 126H96V128H98ZM136 124L134 125V124H131L128 128H129V130L131 129V131H135V130H137L136 129ZM160 127H161V125H160ZM159 127V128H160ZM199 127V126H198ZM206 127V126H205ZM221 127H222V125H221ZM220 127V128H221ZM225 127H227V126H225ZM234 127V126H233ZM237 127V126H236ZM245 127V126H244ZM60 128V127H59ZM62 128V127H61ZM62 128V129H63ZM93 128V127H92ZM122 128V127H121ZM124 128H126V127H124ZM128 128H127V131H129L128 130ZM139 128V127H138ZM157 128V127H156ZM156 128L154 129V127H153V130H155L156 131ZM192 128H194L195 129V127H192ZM222 128H224V127H222ZM221 128V129H222ZM239 128V127H238ZM158 129V128H157ZM207 129V128H206ZM205 128L203 129V130H206ZM213 130L212 131H214V128H212ZM215 129H217V128H215ZM227 129V128H226ZM229 129H230V127L228 128V131L226 130H224L222 133V135H223V138H224V141L225 142H227V143H229L231 146L230 147H232L233 145H232V143H233V138H232V135H231V133L229 132ZM233 129V128H232ZM231 129V130H232ZM64 130H67V129H64ZM77 130V129H76ZM94 130H98V129H94ZM94 130H93V132H94ZM100 130V129H99ZM123 130V129H122ZM150 130V129H149ZM152 130V132H154ZM160 130H161V128H160ZM159 130V131H160ZM165 130H166V128H165ZM193 130V129H192ZM196 130V129H195ZM195 130H193L194 132H195ZM199 131L201 130L200 128L198 129ZM197 130V131H198ZM203 130H201V132L203 131ZM5 131V132H6ZM16 131V132H17ZM20 131V132H21ZM58 131H59V129H58ZM125 131V130H124ZM162 131H163V129H162ZM167 131V130H166ZM165 131V134L167 133ZM197 131L195 132V133H197ZM211 131V132H212ZM220 131V130H219ZM4 132V133H5ZM66 132V131H65ZM136 132V131H135ZM137 132H139V130L137 131ZM141 132H142V130H141ZM152 132H150L151 134H155V132L154 133H152ZM158 132V131H157ZM200 132V133H201ZM206 132V131H205ZM209 132V131H208ZM215 132V131H214ZM6 133H8V132H6ZM8 133V134H9ZM90 133V132H89ZM97 133H98V131H97ZM96 133V134H97ZM126 133V132H125ZM129 133H131V134H133V135H131V140H124L123 138L121 139V140H119L118 142L119 143H117L116 145H117V149L115 148L116 147V145H114V148H115V150H118V151H116L117 153H120L119 151H121V153H122V155L120 156V157H124V156H131V160L130 161H128L129 160V158H128V160H126L127 161V163H126V161H125V164H126V167H124L125 166V164H124V166H123V169H124V171H122L123 173L121 174V173H119L118 172V177H120V176H125V179H126V177H128V183L130 184V185H134V186H142L143 184L144 185H147V186H149V184L151 185L153 182H155V181H157V180H159V179H157V180H155V181H152L153 179V175H155V177L158 175H156L155 173H152L151 171H148L147 170V168L146 169H144V167H145V165L143 166V169H141L142 167H140L139 165H141V163L140 164H138V166L137 165H135L136 163H138V162H136L135 164H134V160L135 159H139L140 157H139V155H142V154H144L145 153V156L143 155V157H145L144 159H146V160H154V157H157L158 159H160V162H162V164L164 165V166H166V167H164L165 169L166 168H169V167H167V166H171L172 164L174 165L175 164V162H173L174 160H172L171 159V157H170V152H166L165 150H157L156 148H155V144L156 143H158V142H156V143H153L154 145H150V144H152V143H150V141H149V144H148V146L150 147L148 150L146 149V148H148L147 146H145V148H141V147H139V146H141V144L144 142V141H146V140H144V137H143V140H141V144L139 143V140H140V135L141 134H137V133H132V132H129ZM140 133V132H139ZM160 133V135H161V132H159ZM219 133V132H218ZM67 134V133H66ZM93 134V133H92ZM91 134V135H92ZM124 134V133H123ZM163 134V133H162ZM177 134V133H176ZM192 134H193V132H192ZM198 134V133H197ZM205 134V133H204ZM206 134H207V132H206ZM206 134H205V136H206ZM208 134H210V132L208 133ZM73 135H75V134H73ZM87 135L90 137L91 135H89L88 133H87ZM86 135V136H87ZM125 135V134H124ZM150 135V134H149ZM180 135V134H179ZM193 135H195V134H193ZM192 135V136H193ZM215 135V134H214ZM219 135V134H218ZM63 136V135H62ZM77 136V134L75 135V136H73V137H76ZM87 136V137H88ZM123 136V135H122ZM129 136V135H128ZM127 136V137H128ZM155 136V135H154ZM156 136H158L157 134H156ZM191 136V137H192ZM201 136V135H200ZM211 136V139L213 140V138H212V135H210ZM92 137H93V135H92ZM91 137V138H92ZM95 137V136H94ZM161 137V139H162V136H160ZM175 137V136H174ZM178 137V134H177V136H176V138ZM180 137V136H179ZM190 137V138H191ZM214 137V136H213ZM63 138V137H62ZM121 138V137H120ZM126 138V137H125ZM130 138V137H129ZM149 138V139H148ZM158 138V137H157ZM164 139H165V137H163ZM175 138V139H176ZM181 138V137H180ZM193 138V137H192ZM191 138V139H192ZM199 138H201V137H199ZM198 138V139H199ZM208 138L209 137H207L206 139H207V142H208ZM86 139H89V138H86ZM146 139L147 140H150V137H146ZM163 139V141H165V140H167V139H165L164 140ZM178 139V138H177ZM182 139V138H181ZM184 139V138H183ZM187 139V138H186ZM185 139V140H186ZM189 139V138H188ZM190 139V140H191ZM196 139H197V137H196ZM204 139H205V137L203 138V141H204ZM205 139V140H206ZM220 139H222V138H220ZM67 140V139H66ZM89 140H92V139H89ZM184 140V141H185ZM189 140V141H190ZM195 140V139H194ZM214 140H215V138H214ZM216 140H217V138H216ZM59 141H60V139H59ZM94 141V140H93ZM154 141V140H153ZM155 141H157V140H155ZM154 141V142H155ZM159 141H162V140H159ZM167 141H169V140H167ZM188 141V140H187ZM186 141V142H187ZM189 141H188V143H186V144H182L180 141H177L178 143L180 142L181 144H182V147L183 148H181V146L180 147H178L177 149L178 150H176L175 152L177 153V155L179 156V157H181L183 160V164L184 163H186L187 164V166H189L188 168H189V170L188 171H186L185 172V174L187 173V175L188 176H186V177H183L184 175H182L181 177H183L184 178V180H185V182H184V189L185 190H183L182 189V187H180L181 189H182V191H184V194H185V192H193L192 194H194L193 196H195V194H196V192L197 193H200V195H201V193L202 192H200L201 190L205 193V191H206V187H202L201 186V184L205 181V182H208L207 180H209L210 182H209V185H210V192H211V190H212V187H214L215 185H217V181L218 180H220V178H219V176H218V180H215V178H211L212 176H211V174H209L208 172L206 173V172H202V171H199L200 170V168L198 169V170H195L194 169V166L195 165H190L192 162L193 163H196V161H197V159H198V155L199 154H201V153H199V154H197L196 152H195V148H196V146H195V148L193 147V145H194V143L192 144L191 142V144L189 143ZM192 141V140H191ZM196 141V140H195ZM199 141H200V139H199ZM220 142H221V140H219ZM90 142V141H89ZM152 142V141H151ZM176 142V143H177ZM194 142V141H193ZM212 143H213V141H211ZM219 142V144H221ZM232 142V143H231ZM66 143H67V141H66ZM92 142H90V144H91ZM96 143V142H95ZM144 143H146V142H144ZM143 143V144H144ZM167 143V142H166ZM201 143V142H200ZM216 143H217V141H216ZM216 143H214L215 145H216ZM57 144H59V143H56V145ZM89 144V143H88ZM89 144V145H90ZM142 144V145H143ZM161 144H164V143H161ZM168 144V143H167ZM175 144V143H174ZM174 144H172V145H174ZM198 144V143H197ZM196 144V145H197ZM204 144V143H203ZM210 144V143H209ZM240 144V143H239ZM9 145H12V144H9ZM66 144H65V140H63V142L62 143H60V146L59 147H54V148H56V149H54L53 150V148H51L52 149V152H53V155H52V153L50 154V157L48 156V159L46 160V162H45V167H46V169H45V171H44V173H43V177L41 178L40 177V174H36L35 172H33L32 171V165H31V163L28 161V158H27V155H29V157L31 156V153H32V150H26L25 151V148H23V145H22V147L20 146V145H18V146H20L21 148H20V151H18V152H16L15 150H17V149H15L14 151H15V154H19V155H13L12 153H13V151H11L10 149V152H12L11 154L15 157H13V156H11V155H9V157H7L6 158V165H7V169H8V172L9 173H11L12 175H17V176H15V178H16V180L14 181V184H15V187H14V189H12V192H9L8 194H7V196H6V198H2V196H1V194H0V205H2L3 206V214H4V216H5V219L7 220V224H8V226H7V224H6V228H4L2 231H0V245L1 246H3V249L5 250V251H7V253H8V255H10V253H12V254H14V251H15V253H16V250L17 249H21L22 251L24 250V247L28 250H24V251H27V254H28V256L30 257V260L29 261H32L33 263L35 262V263H40V262H42V259L45 257L46 258V256H48L49 255V252L51 253V249H50V244H51V242L53 241V239H50V238H42V237H39V236H37V235H35V225H32V224H29V223H23V222H21L17 217H16V209H15V205H14V203H15V198H17V197H19L20 198V201H19V203H18V205L21 207V208H23L24 206H25V204H30L31 206H33L34 207V209L39 213V214H41V215H43V216H48L49 215V213L52 211V207H53V205H54V199H55V196H54V191H53V189H54V186H55V184H56V180H57V174H59V172L60 171H62V168L63 167H65L64 166V164H66L67 165V163H65V161H67L68 162V160H66L68 157H69V154H71V152H72V150H73V148H70V147H68V146H66V147H68V148H64V146H65ZM67 145H68V143H67ZM139 145V146H138ZM146 145H147V143H146ZM171 145V143H170V147L172 146ZM207 144H205V146H206ZM212 145V144H211ZM222 145V144H221ZM236 145V144H235ZM235 145H234V147H235ZM240 145H242V143L240 144ZM244 145V144H243ZM14 145H12V147H13ZM18 146H15V147H18ZM91 146V145H90ZM90 146H85L84 147V149H83V151H84V155L82 156V157H80L81 155L79 154V153H82L81 151H79V153L77 152V148L75 149L76 150V152H74V154L76 155V159L77 160H79L78 161V168L79 169H82L83 171H84V169L86 168V167H88V165H90V164H92L93 165V160H94V158H92L93 157V153L97 150V149H93L92 147H90ZM162 147H165V145L163 146V145H161ZM168 146V145H167ZM167 146H166V148H167ZM176 147L178 146V145H175ZM200 146V145H199ZM208 146V145H207ZM210 146V145H209ZM224 146H226V145H224ZM245 146V145H244ZM11 147V146H10ZM52 147V146H51ZM72 147V146H71ZM103 147V146H102ZM112 147H113V145H112ZM142 147H144V146H142ZM161 147V148H162ZM169 147V146H168ZM169 147V148H170ZM174 147V146H173ZM173 147H172V149H173ZM218 147V146H217ZM216 146H215V148H217ZM228 147V146H227ZM233 147V148H234ZM239 147V146H238ZM238 147L237 148H235L236 150L238 149ZM243 147V146H242ZM246 147V146H245ZM244 147V148H245ZM250 147V146H249ZM100 148V147H99ZM98 148V149H99ZM108 148V147H107ZM181 148V149H180ZM197 148H198V146H197ZM196 148V149H197ZM200 148V147H199ZM220 148H222L221 146H220ZM232 148V149H233ZM244 148H242V149H244ZM252 148V147H251ZM13 149V148H12ZM103 149H104V147H103ZM112 149V148H111ZM208 149H210V148H208ZM212 149H213V147H212ZM225 150L226 149H228V148H224ZM100 150V149H99ZM98 150V152L99 153H101L100 151ZM114 150V149H113ZM167 150H170V149H167ZM174 150V149H173ZM173 150H171V152L173 151ZM198 150V149H197ZM201 150V149H200ZM203 150H205V149H203ZM202 150V151H203ZM234 150V149H233ZM239 150V149H238ZM110 151V150H109ZM108 151V152H109ZM210 151V150H209ZM214 151V153H215V150H213ZM217 151H218V149H217ZM227 151V150H226ZM229 151H231V150H229ZM235 151V150H234ZM242 151V150H241ZM10 152L8 153V154H10ZM73 152H72V154H73ZM97 152V151H96ZM98 152L96 153V154H98ZM102 152H103V150H102ZM219 152V151H218ZM218 152L216 153L217 155H218ZM237 152L238 151H236V155H237ZM243 152H245V150L243 151ZM247 152V151H246ZM248 152H249V150H248ZM247 152V153H248ZM251 152V151H250ZM249 152V153H250ZM259 152H261V151H259ZM105 153V152H104ZM174 153V152H173ZM204 153H205V151H204ZM211 153V152H210ZM207 155L209 154L208 153V151H207V153H206ZM205 154V155H206ZM221 154V153H220ZM219 154V155H220ZM222 154H223V152H222ZM229 154V153H228ZM253 154V156L252 157H254V153H251V155ZM263 154V153H262ZM260 155V159L261 158H264V156L263 155ZM207 155H206V157H207ZM212 155H214V156H216L215 154H212ZM224 155V154H223ZM234 155V154H233ZM239 155H240V153H239ZM238 155V156H239ZM242 155H243V153H242ZM242 155H240V157H241V159H243L244 157H246V156H244L243 158H242ZM249 155V154H248ZM250 155V156H251ZM255 155H257V153L255 154ZM74 156V155H73ZM72 156V157H73ZM203 156H204V154H203ZM211 156V155H210ZM221 156V155H220ZM232 156V155H231ZM249 156V157H250ZM26 157V158H25ZM75 157V156H74ZM94 157L96 158V156L94 155ZM177 157V156H176ZM205 157V158H206ZM223 157V156H222ZM249 157H248V159H249ZM14 158V159H13ZM142 158V157H141ZM149 158H151V159H149ZM178 158V157H177ZM225 158V157H224ZM247 158V157H246ZM245 158V159H246ZM15 159H17L15 162H14V160ZM73 159V158H72ZM75 159V158H74ZM73 159V160H74ZM75 159V160H76ZM121 159V162H122V158H120ZM202 159V158H201ZM236 160H237V158H235ZM240 159V160H241ZM260 159H258V157L256 158H253L252 160H250V161H253L254 163L253 164H256V163H258L259 162V166H260ZM77 160H76V162H77ZM96 160V159H95ZM124 160V159H123ZM151 160V161H152ZM156 160V159H155ZM154 160V161H155ZM175 160H177V159H175ZM199 160V162H200V159H198ZM239 160V159H238ZM247 160V159H246ZM246 160H243L242 162H244V161H246ZM262 160V159H261ZM136 161V160H135ZM139 161V160H138ZM141 161V160H140ZM157 161V160H156ZM150 162V161H149ZM158 162V161H157ZM160 162H158V163H160ZM177 162H178V160H177ZM198 162V163H199ZM201 162H203L202 160H201ZM240 162V161H239ZM95 163V162H94ZM124 163V162H123ZM179 163V165H180V161L178 162ZM177 163V164H178ZM192 163V164H193ZM197 163V164H198ZM250 164H251V162H249ZM261 163H262V161H261ZM263 163H264V160H263ZM1 164V163H0ZM122 164V163H121ZM176 164V165H177ZM200 164V163H199ZM199 164H198V166H199ZM203 164V163H202ZM201 164V165H202ZM250 164H248V165H250ZM123 165V164H122ZM122 165H121V168H122ZM155 165H157V164H155ZM159 165V164H158ZM264 165V164H263ZM263 165H262V168H263ZM142 166V165H141ZM149 166V165H148ZM182 166V165H181ZM184 166V165H183ZM186 166V165H185ZM198 166H195V167H198ZM202 166H204V164L202 165ZM257 166V165H256ZM159 167V166H158ZM162 167V166H161ZM161 167H159L158 169H160ZM171 167H174V166H171ZM177 167H179V166H177ZM248 167H251V166H248ZM163 167L161 168V169H164ZM204 168V167H203ZM235 168V167H234ZM253 169H254V171L256 172L257 171V169L256 168H258V169H260L259 167H252ZM122 169V170H123ZM149 170H150V167L148 168ZM157 169V170H158ZM181 169V168H180ZM179 169V170H180ZM202 169V168H201ZM205 170L207 169V168H204ZM203 169V170H204ZM213 169V168H212ZM232 169H233V167H232ZM231 169V170H232ZM249 169V168H248ZM248 169L246 170V171H248ZM251 169V168H250ZM121 170V169H120ZM119 170V171H120ZM153 170H154V168H153ZM167 170V169H166ZM166 170H165V172H166ZM168 170H170V168L168 169ZM171 170H175V169H171ZM178 170V169H177ZM182 171H183V169H181ZM185 170V169H184ZM186 170H187V167H186ZM193 170V171H192ZM204 170V171H205ZM228 170V169H227ZM261 170H263V169H261ZM79 171V170H78ZM160 171V170H159ZM163 171V170H162ZM161 171V172H162ZM209 171H210V169H209ZM226 171V170H225ZM245 171V172H246ZM264 171V170H263ZM82 172V171H81ZM121 172V171H120ZM154 172H156V170L154 171ZM158 172V171H157ZM178 172V171H177ZM181 172V171H180ZM228 172H230V171H228ZM251 172V171H250ZM254 172V173H255ZM160 173V172H159ZM162 173H164V172H162ZM168 173V172H167ZM221 175H222V173L221 172H219ZM227 173V172H226ZM230 173H232V172H230ZM234 173V172H233ZM237 173H239V172H237ZM237 173H235V175L237 174ZM249 173V172H248ZM252 173V172H251ZM262 172H260L258 175H260ZM0 174H1V171H0ZM121 174V175H120ZM161 174V173H160ZM159 174V175H160ZM181 174H183V173H181ZM215 174V173H214ZM223 174H225L224 172H223ZM239 174H242V173H239ZM253 174V173H252ZM251 174V175H252ZM120 175V176H119ZM152 177H150V176ZM175 175V174H174ZM173 175V176H174ZM217 175H219V174H217ZM226 175V174H225ZM228 175H229V173H228ZM234 175V176H235ZM243 175V174H242ZM242 175H240V176H242ZM250 175V177L252 178L253 177V175L251 176ZM258 175H256V176H258ZM75 176V175H74ZM79 176V175H78ZM78 176H77V178H78ZM89 176V175H88ZM87 176V177H88ZM161 176H162V174H161ZM160 176V177H161ZM166 176H167V174H166ZM227 176V175H226ZM225 176V177H226ZM231 176H232V174H231ZM230 176V177H231ZM239 175H237V177H238ZM72 177V176H71ZM96 177V176H95ZM95 177H90V178H86L87 180H85L84 178V180L85 181H83V184H84V182H86L87 184H88V189H89V191H90V194L93 196L94 194H97L98 193V182L100 181H97V179H96V181H97V183L98 184H96V182H95ZM117 177V178H118ZM154 177V178H155ZM159 177V176H158ZM164 177V176H163ZM175 177V176H174ZM173 177V178H174ZM178 177H179V175H178ZM177 177V178H178ZM213 177H214V175H213ZM229 177V179H231ZM243 177V176H242ZM246 177V173H245V175H244V178ZM249 177V176H248ZM261 177H262V175H261ZM260 177V178H261ZM264 177V176H263ZM46 178H48V184H47V179ZM74 178V177H73ZM75 178H76V176H75ZM76 178V179H77ZM80 178V177H79ZM116 178V179H117ZM172 178V179H173ZM217 178V177H216ZM236 178V177H235ZM243 178V179H244ZM247 178V177H246ZM258 177H256V179H257ZM76 179H73L74 181L76 180ZM163 179H165V183H167L166 184V186L168 185V183H169V179L170 178H167V177H164ZM175 179V178H174ZM174 179L172 180V181H174ZM179 180H180V177L178 178ZM177 179V180H178ZM221 179H223V175H222V177H221ZM226 179V178H225ZM228 179V178H227ZM228 179V180H229ZM233 179V178H232ZM231 179V180H232ZM238 179V178H237ZM237 179H234V180H237ZM240 179H241V177L238 179L239 180V183H240ZM253 179V178H252ZM69 180H70V178H69ZM68 180V181H69ZM72 180V182H74ZM78 180V179H77ZM118 180L120 181V178H118ZM121 180H122V178H121ZM181 180H182V178H181ZM180 180V181H181ZM224 180V179H223ZM228 180H224L225 181V183L228 181ZM246 180V179H245ZM249 180H251L250 178H249ZM253 180H255V177H254V179ZM253 180H252V182H253ZM262 180H264L263 178H262ZM80 181V180H79ZM115 181H117V180H115ZM123 181H125L126 182V180H122V182ZM160 181V180H159ZM171 181V182H172ZM176 181V180H175ZM183 181V180H182ZM182 181L181 182H179V183H181V185H182ZM230 181V180H229ZM243 181V180H242ZM241 181V182H242ZM259 181H261V180H259ZM124 182V183H125ZM244 182V181H243ZM246 182H247V180H246ZM251 182V183H252ZM70 183V182H69ZM76 183V182H75ZM82 183V182H81ZM80 183V184H81ZM101 183H103V182H101ZM100 183V184H101ZM118 183V182H117ZM175 183V182H174ZM178 183V182H177ZM224 183V182H223ZM233 183V182H232ZM237 183V182H236ZM235 183V184H236ZM239 183H238V185H239ZM245 183V182H244ZM249 183V182H248ZM264 183V182H263ZM71 184V183H70ZM77 184H79V183H77ZM79 184V185H80ZM116 184V183H115ZM123 184V183H122ZM156 184V183H155ZM163 184V183H162ZM207 184V183H206ZM247 184V183H246ZM246 184H245V186H246ZM250 184V183H249ZM254 184H257V183H254ZM262 184V182L260 183V185ZM53 185V188H51V186ZM57 185V184H56ZM75 185V184H74ZM73 185V186H74ZM78 185V186H79ZM118 185V184H117ZM170 185H171V183H170ZM176 186L177 184H172V187L173 186ZM180 185V184H179ZM180 185V186H181ZM220 185V184H219ZM232 185V184H231ZM243 185V184H242ZM253 185V184H252ZM258 185V184H257ZM72 186V185H71ZM87 186V185H86ZM119 186V185H118ZM139 186V187H140ZM146 186V187H147ZM155 186V185H154ZM154 186H152V187H154ZM169 186V185H168ZM175 186H174V188H175ZM205 186V185H204ZM208 186V185H207ZM218 186V185H217ZM233 186H234V183H233ZM248 186V185H247ZM255 186V185H254ZM259 186V185H258ZM102 187V186H101ZM144 186H142V188H143ZM151 187V186H150ZM150 187H148V188H150ZM171 187V186H170ZM251 187V186H250ZM253 187V186H252ZM74 188V187H73ZM76 188V187H75ZM74 188V189H75ZM145 188V187H144ZM164 188H166V187H164ZM169 188V187H168ZM177 188H179V186L177 187ZM179 188V189H180ZM208 188V187H207ZM70 189V188H69ZM74 189H73V191H74ZM79 189H80V187H79ZM86 189V188H85ZM171 189H173V188H171ZM214 189H215V187H214ZM252 189V188H251ZM250 189V190H251ZM258 189V188H257ZM256 189V190H257ZM77 190V189H76ZM102 190V189H101ZM101 190H99L100 191V194H101ZM151 190V189H150ZM166 190H167V188H166ZM170 190V189H169ZM217 190V189H216ZM88 191V192H89ZM155 191V190H154ZM168 191V190H167ZM176 191V190H175ZM208 191V190H207ZM213 191V190H212ZM218 191H219V189H218ZM226 191V190H225ZM231 191V190H230ZM229 191V192H230ZM240 191V190H239ZM77 192V191H76ZM75 192V193H76ZM80 192H82L83 194H84V192L83 191H81L80 190ZM153 194L155 193V192H153V190L151 191ZM168 192H170V191H168ZM222 192H224L223 190H222ZM228 192V191H227ZM228 192V193H229ZM231 192H233V191H231ZM86 193V192H85ZM212 193V192H211ZM237 193H241V192H238L237 191ZM257 193V192H256ZM77 194V193H76ZM79 194V193H78ZM173 194V193H172ZM181 194V193H180ZM183 194V196H185V198H183L186 202H187V204H192V206L194 207H192L194 210H196L195 208H198L199 209V203H197V201L195 200V199H193V198H190L189 196H187V195H184ZM208 194V193H207ZM213 194V196L214 197H217L218 198V196H221L222 195V197H223V200L225 201V205H227V207H226V209L224 210V212H223V214H222V216H221V218H226V217H229L228 218V221L227 222H229L230 220H231V224L230 223H228L230 226H229V228H231V229H233V228H236L235 230H237V227L239 226H241L242 225V223L243 222H246V224H248L249 222H247L246 220H248V219H250L251 217H252V219L253 220H251L252 222H255L254 224L256 225L257 223H258V225L260 224V226H261V224L262 223H264L263 221H264V219H263V217H262V215L264 214H261L262 212L260 211V209H259V211L261 212V213H259V212H256V214H253V215H256V216H249L248 215V213L247 214H245L246 216L248 215L250 218H247L245 221H244V219L242 220V217L241 216H243L242 214L240 215V213L239 212H241L242 213V211H244V210H246V209H248L249 210V207H250V210H251V206H249V203H251V202H249L248 203V200H247V198H245L242 194H238V195H234L235 197H238V199L237 198H235V200H234V202H230L231 200L233 201V199L231 198V200H230V197L229 198H227V194H221V193H218V192H213L212 193ZM98 195H99V193H98ZM97 195V196H98ZM149 195V194H148ZM178 195V194H177ZM190 196H191V193L189 194ZM199 195V196H200ZM203 195V194H202ZM232 195V194H231ZM247 195V194H246ZM90 196V195H89ZM91 196V197H92ZM96 196V195H95ZM96 196V197H97ZM119 196H121V195H119ZM119 196H117L116 198H119ZM123 196V195H122ZM126 196V195H125ZM124 196V197H125ZM140 196V195H139ZM143 196V195H142ZM145 196V195H144ZM154 197L156 196V195H153ZM175 196V195H174ZM174 196H171V197H174ZM183 196H181V197H183ZM199 196H197V197H199ZM206 196H208V195H206ZM210 196H211V194H210ZM229 196H230V194H229ZM87 197H88V194H87ZM146 197H147V195H146ZM149 197V196H148ZM147 197V198H148ZM154 197H152V198H154ZM175 197H177V196H175ZM178 197H180V195L178 196ZM177 197V198H178ZM197 197H196V199H197ZM205 197V195L203 196V198ZM214 197H213V199H214ZM241 197H243L244 199H242L243 200V203H240L241 201H240V198ZM248 197V196H247ZM90 198V197H89ZM122 198V197H121ZM121 198H119V201L121 200ZM128 198V197H127ZM126 198V199H127ZM140 198H141V196H140ZM139 198V199H140ZM152 198L150 197V199L152 200ZM203 198H201L200 197V199H202L203 200ZM206 198H208V197H206ZM210 198V197H209ZM221 198V197H220ZM114 199V198H113ZM112 198H111V202L112 203H108V205L107 204H105V205H103V206H101V205H93L94 207H92V209H89L90 211H86L85 210V208H83L82 209V211H80V213L78 212V215L81 217V219L82 220H86V221H89V222H91V224H92V226H93V228L94 229H97V230H101V226H100V224L103 222V220H104V222L103 223H107L108 221H106V218L108 217H111V216H113L114 217V215H115V213H119V210H120V208H119V206H118V204L120 205V203H118L117 202V204L116 203H113L114 201H112L113 200ZM131 199H135V196L134 197H130V198H128V200H131ZM142 199V198H141ZM144 199V198H143ZM156 199V198H155ZM155 199L153 200V201H155ZM88 200V199H87ZM91 200V199H90ZM92 200H93V198H92ZM123 200V199H122ZM128 200H126L127 202H126V205H128V206H130L129 204H128ZM136 200H137V198H136ZM136 200H134L135 202H136ZM147 200V199H146ZM181 200V199H180ZM184 200H183V203H184ZM214 200H216V199H214ZM247 200V201H246ZM133 201V202H134ZM143 201V200H142ZM141 201V202H142ZM179 201V200H178ZM205 201H206V199L204 200V202L203 203H205ZM208 201V200H207ZM206 201V202H207ZM211 201V200H210ZM121 202V201H120ZM141 202H139L140 204H141ZM158 202V201H157ZM156 202V203H157ZM170 202H172V201H170ZM199 202V201H198ZM201 202V201H200ZM212 202V201H211ZM220 202H221V200H220ZM240 204H239V203ZM131 203H132V200H131ZM137 203V202H136ZM136 203H133V204H136ZM138 203V204H139ZM156 203H154L153 204V202H152V204L153 205H155ZM169 203V202H168ZM181 203V202H180ZM207 203H209V202H207ZM207 203H205L206 205H203V206H206L205 207V209L207 208L208 209V207H207ZM122 206L124 207V206H126V205H124L125 204V201H122ZM144 204H145V201H144ZM159 204V203H158ZM171 204V203H170ZM175 204V203H174ZM212 204V203H211ZM213 204H215V203H213ZM212 204V205H213ZM252 204V203H251ZM250 204V205H251ZM164 205V204H163ZM163 205H161L162 207H165V206H163ZM184 205V204H183ZM182 205V206H183ZM186 205V204H185ZM209 205V204H208ZM217 205V204H216ZM221 205V204H220ZM128 206H126L127 207V209L129 208ZM139 206V205H138ZM147 206V205H146ZM188 206H191V205H188ZM201 206V205H200ZM210 206V205H209ZM133 208H134V206H132ZM151 207H152V205H151ZM154 207V206H153ZM168 207V206H167ZM166 207V210H168L169 208H167ZM170 207V206H169ZM183 207H185V206H183ZM202 207V206H201ZM213 206H211L210 207V210H211V208H212ZM221 207V206H220ZM254 207V206H253ZM139 207H137V209H138ZM142 208V207H141ZM144 208H145V206H144ZM144 208L142 209L143 211H144ZM158 208V207H157ZM172 208V207H171ZM223 208V207H222ZM0 209H1V207H0ZM67 208H65V210H66ZM86 209H88V208H86ZM126 209V208H125ZM124 209V211H126ZM135 209V208H134ZM137 209H135V210H137ZM146 209H148V206H147V208ZM150 209H152V208H150V206H149V210ZM159 209H160V205H159ZM188 209V208H187ZM213 209V208H212ZM217 209H218V207H217ZM254 209V208H253ZM129 210V209H128ZM132 210V209H131ZM139 210H141V209H139ZM141 210V211H142ZM156 209H152L151 211H155ZM162 211H163V209H161ZM161 210H160V212H161ZM171 210V209H170ZM169 210V211H170ZM191 210V209H190ZM189 210V211H190ZM194 210H191V211H194ZM214 210V209H213ZM216 210V209H215ZM219 210V209H218ZM258 210V209H257ZM262 210V209H261ZM66 211H69V209H67ZM121 211H122V209H121ZM146 211V210H145ZM151 211H149L148 212V210L146 211V212H148V213H150ZM157 211H159V210H156V212ZM168 211V212H169ZM199 211V210H198ZM198 211H197V213H198ZM202 211H204V209L202 210ZM207 211V210H206ZM252 211V210H251ZM251 211H249V213H251ZM254 211V210H253ZM129 212V211H128ZM133 212V211H132ZM135 212V211H134ZM134 212H133V214H134ZM156 212H154V213H156ZM166 212V211H165ZM171 212V211H170ZM209 213H211L210 211H208ZM208 212H206L207 213V216H208ZM213 212V211H212ZM221 212V211H220ZM125 213V212H124ZM145 213V212H144ZM171 213H173V211L171 212ZM170 213V214H171ZM175 213V212H174ZM178 213V212H177ZM194 213V212H193ZM205 213V212H204ZM205 213V214H206ZM216 213H218V212H216ZM222 213V212H221ZM120 214H121V216L122 215H124L123 213H121L120 212ZM132 214V215H133ZM136 214H138V215H140L139 214V211L136 213ZM145 214H147V213H145ZM158 214V213H157ZM161 214H164V213H161ZM166 214V213H165ZM170 214H169V216H170ZM182 214V213H181ZM184 214V213H183ZM200 214H201V211H200ZM199 214V215H200ZM220 214V213H219ZM126 215V214H125ZM150 215H152L151 213H150ZM155 215V214H154ZM160 215V214H159ZM175 215H177V214H175ZM179 215H180V213H179ZM202 215H203V212H202ZM217 215V214H216ZM1 216V215H0ZM137 216V215H136ZM135 216V217H136ZM165 216V215H164ZM174 216V214L172 215V219L174 218L173 217ZM185 216H187L186 214H185ZM197 216H198V214H197ZM197 216H196V218H197ZM204 216H206V215H204ZM206 216V220H204L203 219V217L202 216H200V217H202V219L206 222V221H209V222H212V226H213V223H216V222H213L214 221V219H215V217L212 215L210 218H208ZM3 217V216H2ZM124 217V216H123ZM133 217V216H132ZM154 217V216H153ZM156 217V216H155ZM167 217V216H166ZM171 217V216H170ZM177 217H179V216H177ZM181 217H183V216H181ZM181 217H179V218H181ZM190 216H187V218H185V220L186 219H190L191 218V220L193 221L194 219H192V217H190ZM198 218L199 220L201 219V218ZM129 218H131V217H129ZM149 218H150V216H149ZM175 218H176V216H175ZM184 218V217H183ZM217 218V217H216ZM220 218V217H219ZM219 218H217V219H219ZM245 218V217H244ZM261 218L263 219V221L261 222ZM1 219V218H0ZM5 219H2V220H4V224H5ZM111 219H112V217H111ZM154 219V218H153ZM162 219H163V217H162ZM165 219V218H164ZM108 220H110V218L108 219ZM128 220V219H127ZM133 220V219H132ZM147 221L149 220V219H146ZM146 220H144V222L146 221ZM150 220H151V218H150ZM167 220H169V219H167ZM177 220H178V218H177ZM183 220V219H182ZM182 220H181V222H182ZM102 221V222H101ZM106 221V222H105ZM135 221H136V219H135ZM135 221H133V222H135ZM137 221H139V220H137ZM137 221H136V223H137ZM141 221V220H140ZM146 221V222H147ZM172 221V220H171ZM175 221H176V219H175ZM174 221V222H175ZM198 220H196V223L198 224H200V222H197ZM215 221H216V219H215ZM226 221V220H225ZM249 221V220H248ZM250 221V222H251ZM3 222V221H2ZM2 222H0V224L2 223ZM151 222H152V220H151ZM150 222V223H151ZM155 222V221H154ZM169 222H170V220H169ZM168 221H166V220H161V218H160V220L159 219H157L156 220V226H157V224L159 225V228L158 227H156L155 228V225L154 226H151L150 228H152V227H154V229H164L165 230V233H166V230H168V231H171L172 233H176L180 228H181V230L183 231L184 230V232H187L186 234H188V236L191 238V240L192 241H194L195 242V244H194V242H192L195 246H196V244H197V246H199V248L200 249H202L203 251H204V255H205V252L207 253V252H209L210 253V251H212L213 249H217V250H220V249H218V247L215 245V247H217V248H215L214 247V244H216L215 243V241H216V239H214L213 238V235L218 231H216L215 232V230H216V228L215 229H213L214 230V232L215 233H213V235L211 236V232L213 231L212 229H210V227L208 226V223H207V225L204 223V228H205V225L206 226H208V228L210 229V230H212L210 233H206L204 230L202 231L201 229L203 228V226L202 225H200L199 227H201V228H199L200 230H198V229H194L193 227H196L197 228V226L199 225H195L196 223L195 222H193V223H195L194 224V226L193 227H191V225H193V224H189L190 223V221H189V223H188V220H187V223L189 224V225H187V227L184 225V224H181V222L179 223V224H171V223H169ZM177 222V221H176ZM184 222H186V221H184ZM184 222H182V223H184ZM125 223H127V222H125ZM128 223H129V221H128ZM132 223V222H131ZM140 223V222H139ZM149 223V222H148ZM149 223V224H150ZM203 222H201V224H202ZM222 223H224L223 222V220H222ZM238 223V224H237ZM143 224V223H142ZM141 224V225H142ZM148 224V225H149ZM211 224V223H210ZM245 224V223H244ZM244 224H243V227H244ZM245 224V227L246 226H248V225H246ZM254 224H252V225H249L250 226V232L253 234V236H251V235H249L248 236V234H246L245 233V236L247 235L249 238H250V236L251 237H253L254 239H253V241H259V240H262L263 239V241H261L260 243H264V236L262 235L263 234V232H261L262 230H257V229H254V227H255V225ZM105 225V224H104ZM107 225V224H106ZM145 225V224H144ZM214 225H216V224H214ZM224 225H226V223H224ZM223 225V226H224ZM238 225V226H237ZM258 225H256V226H258ZM264 224H262V226H263ZM103 226V225H102ZM146 226V225H145ZM211 226V225H210ZM220 226H221V224H220ZM237 226V227H236ZM248 226V227H249ZM143 227V226H142ZM142 227H140V228H142ZM147 227V226H146ZM242 227V226H241ZM1 228V227H0ZM145 228V227H144ZM148 228V227H147ZM147 228H145V229H143L144 231L147 229ZM212 228V227H211ZM217 228H219V227H217ZM227 228H228V226H227ZM227 228H226V230H227ZM229 228H228V230H229ZM247 228V227H246ZM258 228V227H257ZM260 229H264V228H261V227H259ZM224 229V228H223ZM230 229V230H231ZM1 230V229H0ZM14 230H29L30 232H29V234H27V233H25L24 231V235L23 234H21V235H18V234H16L15 232H14ZM156 230V231H157ZM222 230V229H221ZM229 230V231H230ZM234 229H233V231H235ZM238 230H240V228H238ZM242 230V229H241ZM245 231H246V229H244ZM248 230V229H247ZM141 231H142V229H141ZM143 231V232H144ZM163 231V230H162ZM208 231V230H207ZM243 231V230H242ZM22 232V233H23ZM161 231H159V233H160ZM247 232V231H246ZM163 233V235H164V232H162ZM162 233H160V234H162ZM181 233V232H180ZM218 233V232H217ZM217 233H216V235H217ZM225 233H227V232H225ZM235 233V232H234ZM239 234L241 233V232H238ZM237 233V234H238ZM249 233V232H248ZM167 234V233H166ZM220 234H222L221 232L219 233V235L218 236H221ZM230 234V233H229ZM243 234V233H242ZM25 235H27L28 237H24ZM162 235V236H163ZM169 235V234H168ZM168 235L166 236V235H164V236H166V237H168ZM170 235H171V233H170ZM170 235H169V237H170ZM175 235V234H174ZM173 234H172V236H174ZM177 235V234H176ZM224 235V234H223ZM227 235H228V233H227ZM226 235V236H227ZM236 235V234H235ZM241 235V234H240ZM239 235V236H240ZM179 236H181L179 233H178V237ZM182 236H185V235H182ZM218 236H214L215 238L216 237H218ZM232 236V235H231ZM233 236H234V234H233ZM244 236V235H243ZM166 237H165V239H166ZM189 237H188V239H189ZM230 237V236H229ZM235 237H237V235L235 236ZM146 238V237H145ZM149 238V237H148ZM148 238H146V239H148ZM170 238H172V237H170ZM176 238H177V236H176ZM219 238V237H218ZM223 238V237H222ZM221 238V239H222ZM226 238H228V237H226ZM225 238V239H226ZM241 238H244V237H241L240 236V239ZM173 239V238H172ZM175 239V238H174ZM179 239L180 238H178V241H179ZM183 239L185 240L186 238H184L183 237ZM225 239H222V242H223V240H225ZM239 239V237H237V238H232V241H230V243H229V245H228V247L226 248V246H225V248H222V249H225V250H223V256L222 257H220L221 255H219V254H217V256H215V258H214V260H215V264H233L236 260H237V258H240L241 256L239 255V253L240 252H238V250L240 251V242L239 241H241ZM145 240V239H144ZM152 240V239H151ZM150 240V241H151ZM157 240V239H156ZM162 240V239H161ZM171 240V239H170ZM183 240V241H184ZM191 240H189L190 242H191ZM249 240H251V239H249ZM149 241V239H148V242H150ZM153 241V240H152ZM159 241V240H158ZM163 241H165L164 239H163ZM174 240H172L171 241V244H172V242H173ZM188 241V243H190ZM226 241V240H225ZM243 241V240H242ZM147 242V241H146ZM148 242L147 243H145L144 245H146V244H148ZM156 242V241H155ZM161 242V241H160ZM160 242H158L159 244H160ZM167 242H170V241H167V239H166V245L168 246V244H167ZM176 242V241H175ZM180 242H181V240H180ZM217 242V241H216ZM243 242H246V239H245V241H243ZM252 242V241H251ZM250 242V243H251ZM151 243V242H150ZM181 243H183V242H181ZM226 243H228V242H226ZM247 243V242H246ZM111 245H112V243H110ZM156 244V243H155ZM170 244V245H171ZM178 244V243H177ZM184 244H185V242H184ZM219 244V243H218ZM220 244H222L221 242H220ZM225 244V243H224ZM244 244V243H243ZM26 245V246H25ZM29 246V248H28V246ZM151 245H153V243H151L150 244V246ZM157 245V244H156ZM155 245V246H156ZM164 245V244H163ZM165 245V246H166ZM169 245V246H170ZM173 245V244H172ZM187 245H189V244H187ZM192 245V244H191ZM193 245V246H194ZM226 245V244H225ZM248 245H250L251 246V244H248ZM262 245V244H261ZM113 246V245H112ZM149 246V245H148ZM147 246V247H148ZM157 246H159V245H157ZM164 246V247H165ZM168 246V247H169ZM185 247H186V245H184ZM196 246V247H197ZM220 246V245H219ZM224 246V245H223ZM253 246V245H252ZM264 246V245H263ZM53 247H55V244H54V246ZM52 247V248H53ZM161 247H162V244H161ZM173 246H171V248H172ZM175 247V246H174ZM174 247H173V249H174ZM179 247H183V246H179ZM190 247V246H189ZM189 247H188V249H189ZM241 247H243L242 245H241ZM58 247H56V249H57ZM62 248V247H61ZM61 248H60V250H61ZM149 248H152V250H153V247L151 246V247H149ZM149 248H147V249H149ZM157 248V247H156ZM163 248V247H162ZM161 248V249H162ZM171 248L169 247V249L167 248L166 249V247H165V251L166 250H169V252H170V254H171ZM198 248V247H197ZM213 248V249H212ZM59 249V248H58ZM158 249V248H157ZM157 249L155 250V252L157 251ZM160 249V250H161ZM181 249V248H180ZM187 249V248H186ZM187 249V250H188ZM200 249H198V250H200ZM30 250V251H29ZM59 250V251H60ZM67 250V249H66ZM78 251H79V249H77ZM76 250V251H77ZM164 250V249H163ZM182 250H185V248L184 249H182ZM202 250H200V251H202ZM23 251V252H24ZM54 251V250H53ZM59 251H57V252H59ZM64 251V250H63ZM69 251V250H68ZM76 251H74L75 253H77ZM151 249L149 250V253L150 254H152L151 252ZM165 251H163L164 253H165ZM180 251V250H179ZM186 251V250H185ZM184 251V252H185ZM203 251H202V253H203ZM214 251V250H213ZM221 251V250H220ZM56 250H55V255H56ZM81 252V251H80ZM148 252V251H147ZM153 252V251H152ZM173 252H175V254L173 253ZM172 253L175 255V258L178 260V262H182L183 261V255L185 254V255H188V253L186 254V253H183V255H182V253L181 252H178V250L177 251H173ZM54 253V252H53ZM61 252H59L58 253V255H60L61 256V254H60ZM63 253V252H62ZM65 253V252H64ZM63 253V254H64ZM68 252L66 251V253L64 254V255H66ZM71 253V252H70ZM149 253H147V256L149 255ZM154 253V252H153ZM158 252H156V254H157ZM163 253V254H164ZM208 253V254H209ZM213 253V252H212ZM215 253V252H214ZM217 253V252H216ZM222 253V252H221ZM23 254V253H22ZM26 254V253H25ZM25 254H23V255H25ZM52 254V253H51ZM155 254V253H154ZM159 254V253H158ZM157 254V255H158ZM161 254H162V252H161ZM161 254H159V255H161ZM168 254V253H167ZM190 254V253H189ZM211 254V253H210ZM172 255V254H171ZM171 255H169V256H171ZM214 255H216V254H214ZM59 256V257H60ZM67 256L68 255H66L65 257L67 258ZM73 256V255H72ZM72 256H71V258H72ZM75 256V255H74ZM73 256V257H74ZM154 256V255H153ZM156 256V255H155ZM173 256V255H172ZM189 256V255H188ZM187 256V257H188ZM210 256V255H209ZM238 256H240V257H238ZM27 257V256H26ZM50 257V256H49ZM52 257V256H51ZM56 257V256H55ZM64 257V256H63ZM151 257V256H150ZM168 257V256H167ZM166 257V258H167ZM190 257V256H189ZM205 257H207V256H205ZM211 257V256H210ZM54 258V257H53ZM57 258V257H56ZM69 258H70V256H69ZM75 258V257H74ZM77 258V257H76ZM79 258V257H78ZM77 258V259H78ZM81 258V257H80ZM147 258H149V257H147ZM153 258V257H152ZM159 258H160V256H159ZM169 258V257H168ZM171 258V257H170ZM194 257H192V259H193ZM23 259V258H22ZM65 259V258H64ZM63 259V260H64ZM151 259V258H150ZM154 259V258H153ZM191 259V260H192ZM211 259V258H210ZM61 261V259H60V261L62 262V264H65L66 263V261H65V263H63L64 261ZM66 260V259H65ZM72 260V259H71ZM182 260V261H181ZM184 260H185V258H184ZM189 260H190V258H189ZM188 259H186L185 261V263L186 264H191L192 262H190ZM213 260V259H212ZM213 260V261H214ZM69 261V260H68ZM75 261V263L76 264H81V263H79L80 262V259H79V261L78 260H75V259H73V262ZM81 261H83V260H81ZM131 261H133L134 262V260H131ZM164 261V260H163ZM166 261V260H165ZM169 262H170V260H168ZM193 261V260H192ZM211 261V260H210ZM209 261V262H210ZM238 261V260H237ZM236 261V262H237ZM60 262V263H61ZM73 262H71L70 264H74ZM99 262V261H98ZM129 262V261H128ZM132 262V263H133ZM172 262H173V260H172ZM172 262H170V263H172ZM177 262V261H176ZM175 261H174V263H176ZM194 262H196V260L194 261ZM193 262V263H194ZM206 262H208V261H206ZM22 263V262H21ZM54 263V262H53ZM85 264L86 262L85 261H83L82 262V264ZM131 263V262H130ZM210 263H212V262H210ZM214 263V262H213ZM52 264V263H51ZM68 264H69V262H68ZM134 264H137V262L135 261V263ZM177 264H180V263H177ZM183 264H184V262H183ZM195 264H197V263H195ZM209 264V263H208Z\"/></svg>",
	"mask_w": 264,
	"mask_h": 264
}]
</instances>
